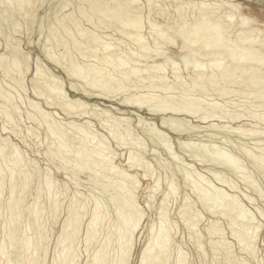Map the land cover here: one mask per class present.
<instances>
[{
    "label": "rangeland",
    "instance_id": "rangeland-1",
    "mask_svg": "<svg viewBox=\"0 0 264 264\" xmlns=\"http://www.w3.org/2000/svg\"><path fill=\"white\" fill-rule=\"evenodd\" d=\"M65 1L66 0H61L60 2H59V0H11V1H8V0H0V53H2L3 54V56L5 55V57H3L4 59H5V61H4V63H8V68H7V70L6 69H4L5 67L1 64V62H0V65H2V66H0V94H2L3 96H7V95H10V94H12V95H10V96H12L13 97V102H11L12 104H8V105H6L5 106V104H2L3 103V98H0V109L2 110L3 108H4V106H5V108L3 109V110H6V111H3V112H5L4 114H7V115H9V116H7L8 118H6V117H4V114L2 113V111L0 110V125H2V126H0V139L1 138H3V139H1L2 141H3V143H2V141L0 140V149H1V152H2V154H0L1 156H0V165L1 166H3V169L4 168H6V166L8 165V167H7V169H5V171H4V173H2L3 175H1V177H4V179H6V180H4V179H2V178H0L1 180V182L3 181V183H0V189L2 190H0V215H1V217H0V238H2V236L4 237V238H2V240L0 239V243H1V245L3 246L4 245V247H3V250L4 251H6V252H4L3 251V254H0V264H16V262H17V264L19 263V264H30V261H31V264H57V263H55V261H56V259L58 258L57 256H60L61 255V253L62 252H60V250H62V246L64 245L65 247H68V249L69 248H71L70 250H72V251H70L69 252V250H67V252H66V254H73V255H75L74 257H75V261H76V263H75V261H72L73 259H74V257L72 258V264H97V262H96V259H98V256H99V254L97 255L96 254V251L95 250H97V252L101 249L100 247L103 245H105V243L106 242H108L107 240H109L110 242H108L106 245H105V247H107L109 244V246H108V248H105V250H106V254L108 255V257H109V255H110V258H108L107 257V255L106 254H104V253H102L103 255H105L109 260L112 258V257H118L119 258V254L117 253L118 251H119V249L120 248H122V246H124L125 247V249H126V247H127V249L125 250L124 249V247H123V251L125 252H127L128 253V255H127V257H126V259H128V260H126L125 259V262L123 263V264H126L128 261L129 262H131V264H144L145 262L144 261H146V264L148 263V264H155L156 262H157V254L159 255L160 253L159 252H157V254L154 252L153 253V250L154 251H156L157 250V247L156 248H154V243L157 241V242H162L163 241V239H165V244L167 245V247H166V249H165V252L163 253V255H159V256H162L161 257V261L159 260V258H158V262L160 261V262H162L161 264H167V263H169V264H177V257L180 255V253H181V255H182V257L184 258V261L186 262H184V264H217V263H219V264H264V195H262V194H264V178H261V177H264V170H263V165L261 166V164H262V162L260 163V161H262V159H264V121L262 120V118H264V89L262 88L261 89V87H264V85L263 86H260V87H258V89H252V88H247V89H245V87L243 86V84L241 85H239V84H232V85H228L227 87H225V88H223V90L219 93L218 91H213V90H210V89H206V92L205 91H203V90H201V89H204L205 90V88H203V87H199V89H198V87H190L189 85H187L188 83H189V79H187V77L189 76L188 75V73L190 72L189 70H187V69H183V68H185V64H186V62H189L190 61V63H187V65L189 66V67H191V65H193V64H195V63H199L201 60L204 62L205 60H206V58L207 59H210L211 58V56L209 57V56H206L205 57V60H204V57H202L201 59L199 58V56H196L195 57V59L194 58H192V57H185L184 59H182L181 60V58H177V59H173L174 60V62L178 65H176L175 66V68L176 67H178L179 69H181V76L183 75L184 76V78H183V76H182V78H183V81H185L186 83H184L183 82V84L182 83H178V82H175V83H177L178 85H176L175 83L173 84L172 82H169L168 83V85L169 86H171L172 84V86H171V88L169 89V91H170V96L171 95H173V100H175V97H177V99L178 98H180L181 99V94L182 95H190V98H192L191 99V101L193 102H191L190 103V100H185L184 101V104H187V105H182L183 106V108H185L186 106H188L189 104V107H187L188 108V110H190V112H192V110L190 109V108H192L193 109V111H195L194 109L195 108H197L196 109V113H195V115H200V114H198V113H207L206 115H208L209 117H208V120H206V122L207 123H200L199 122V120L200 119H198V116H195V115H193L194 114V112L192 113V114H188L186 117H185V122L184 121H181L182 123H180L181 124V126L178 124V126L179 127H181L182 128V126H184V128H187L188 127V125L191 123V124H199L200 125V127L199 128H197V129H193V131L194 132H192L191 130V133H190V131L188 130V132L190 133V136H188V132H186V136H185V134L184 135H177V133H173V132H170L168 129H166V128H163V129H161V131L162 132H164L165 131V133L170 137V140L171 141H169V137H168V140L167 139H165L166 137L163 135V134H157V133H155V132H152V130H150L149 128V126H153L152 124H153V122H154V124H155V127H159L160 126V117H161V115H159V114H152V113H150V112H148L146 109H138V108H129V107H127V108H125V107H123V106H121V105H119L120 104V100L119 99H123V98H125V97H127L128 95H130L129 93H135V92H137V90H140L141 91V93L144 91V88H145V93L144 94H148L149 96H153V95H156L157 93H159V92H157L158 91V89H160V87L161 86H159V87H155L154 89L155 90H149L148 88H146V87H143V86H141V84H140V86H138L137 84H133L134 86H130V87H132L133 89L131 90L130 89V87L129 86H127V87H129V89L128 88H126V90L124 89L123 91H119L116 95L114 94H112V93H110L111 95H110V97L108 96H106V97H103V96H99V97H89L88 96V98H87V96H86V94L85 93H83L82 91H81V88L82 89H88V90H85V91H88V92H95V94L98 92V89L99 90H101V88L99 87V88H97L98 86H96V87H92V89L90 88V86H89V81H90V83L92 82V83H94L95 81H94V79H92L93 78V76H94V74L92 73V78H91V76H90V74H88V75H85V77H83V79H82V77H79V76H76V75H73V74H71V73H69V71L70 70H74V67H75V69H78V65H79V69H83L84 68V71H86L85 70V67H87V66H89L90 64H97L98 63V57H100L101 55H100V53H102L101 52V50H98L97 51V53H95V54H90V56L89 55H83L82 54V52L80 51V50H78L77 49V51H76V48L74 47V46H72V42L74 41V39L75 40H80L81 38H80V35H79V30H76L77 28H75L74 26H72L71 25V23H67L65 26H62L61 27V25H60V21L64 18V16L66 15V14H68V12L69 13H72V19L75 21H77L78 22V24H79V29H81V27H82V29L81 30H84V31H86L87 29V31L88 32H90V30H91V32L92 33H95L98 37H100L101 38V40H102V42L103 41H107L106 43H110L111 44V46L113 47V46H118V47H120L121 49H125V50H128V49H131V48H133V47H135V41L132 43L131 41H132V39H130L128 36H126L125 37V34L123 35V33H121V32H119V30H118V26H117V23H112V25L111 26H109V27H105L104 28V26H99V27H96V28H98V29H96L95 28V26L93 25H91L93 22H96V19H97V17H95V16H93L92 17V22L90 23L89 21H85L86 19L85 18H83V16L81 15V12H80V10H81V8H84V7H86V11H88L89 12V10H88V8H87V5H86V3H85V0H67L66 1V3H65ZM102 1V0H101ZM104 1H106V2H108L107 0H104ZM125 0H118V2H120V3H122V2H124ZM180 1H183V0H180ZM195 1H198V2H200V0H195ZM213 2V3H216V4H218V5H222L220 8H219V11L220 12H224L223 14H226L227 12H229V11H232V13L234 14V21L235 22H238V23H240V16H239V13H241V14H243V15H250V16H252V17H255L256 19H258V23H254L253 24V27H257V28H259V30H260V32H259V35L260 36H264V0H206V2ZM59 2V3H58ZM63 3V5H65L66 7H64L63 5H62V3ZM68 2V3H67ZM112 2L113 1H109V4L110 5H112ZM158 5H157V4ZM229 3H233V4H235L236 5V8H231V7H229L228 6V4ZM58 4V5H57ZM61 7H60V6ZM69 5V6H68ZM137 5H139L140 6V15L142 16V21L143 22H141V24H142V29H141V33H142V35H143V38H145L146 39V43L148 42V43H153V38L151 37V35H150V33L148 32V30L151 28L150 27V22H152V23H154V24H156V26H157V28L160 26V28H159V30H160V32H166V34H167V36H168V38H170V40L172 41L171 43L172 44H170V45H167V46H164L163 48H161L160 50H162L161 52L163 53V52H165V54H163V56L161 57H159V59L160 60H162L163 59V57H164V55L166 56L167 54H166V52L168 51V50H166V47H168V48H170V49H173L174 51H176V52H179V46L181 45V43L182 42H184V43H186V45H188V41L186 40H184V35L186 36V33H184V31H180V29L179 28H176V25H177V23H179L180 22V18L178 17V15H177V13H176V10H175V1H173V0H153L152 1V5L151 6H149L148 5V3L145 1V0H138L137 1ZM58 6V7H57ZM67 8L66 10L63 8ZM149 6V7H148ZM165 6H166V8H167V10H166V8H165ZM157 7V8H156ZM59 8L61 9V8H63V10L61 11V10H59ZM194 8V7H193ZM193 8H191V7H189V8H187L185 11H183L184 13H182L184 16H183V18H185L188 22H190V21H192V19L194 18V16L192 17L191 15H194L195 13H196V8L195 9H193ZM85 9V8H84ZM56 11V12H55ZM71 11V12H70ZM59 12V13H58ZM150 12V13H149ZM58 14V16H57V14ZM162 13V14H161ZM56 14V15H55ZM64 14V15H63ZM146 14V15H145ZM2 15V16H1ZM149 15V16H148ZM55 16H57V18L55 17ZM53 17H55V19H53ZM61 17H62V19H61ZM95 17V18H94ZM57 19V20H56ZM54 20H56V21H54ZM58 22V23H57ZM56 24L58 25V26H60V27H56ZM165 24V25H164ZM53 25V26H52ZM69 25V26H68ZM159 25V26H158ZM49 26V27H48ZM52 26V27H51ZM68 26V27H67ZM54 27V28H53ZM56 27V28H55ZM64 27H66L67 28V30H65L66 28H64ZM70 27H71V29H70ZM74 27V28H73ZM94 27V28H93ZM236 27H238V25H236ZM47 28H50V30H52L51 31V33H52V35H51V33L49 32L50 30L49 29H47ZM64 28V29H63ZM68 28H69V31H68ZM179 29V30H178ZM64 32H62V31ZM170 30V31H169ZM48 31V32H47ZM78 33H76V32ZM86 31V32H87ZM143 31V32H142ZM59 32V33H58ZM101 32V33H100ZM119 32V33H118ZM179 34V36L181 35V38H182V40H184V41H180L181 39H180V37H178L177 35V33ZM47 33L49 34L50 33V35H47ZM62 33V34H61ZM70 33H71V35H70ZM236 33H238V31H231V33H230V35L232 36H229V38H230V41H229V43H233V40H234V36H236L235 34ZM57 34H60L59 35V37H58V35ZM122 34V35H121ZM47 35V36H46ZM66 37H65V36ZM95 35V36H96ZM103 35H105V36H103ZM175 35V36H174ZM48 36H50L49 38H48ZM53 36V37H52ZM123 36V37H122ZM45 37H47V38H45ZM61 37V38H60ZM71 39H69V38ZM74 37V38H73ZM108 37V38H107ZM128 37V38H127ZM261 37V38H262ZM55 38V39H54ZM57 38V39H56ZM62 38H63V40H64V42H63V40H62ZM48 39H51V40H48ZM53 39H54V41H53ZM47 40V41H46ZM61 42H59V41ZM73 40V41H72ZM122 40V41H121ZM129 40V41H128ZM131 40V41H130ZM118 41V42H117ZM55 42V43H54ZM57 42V43H56ZM104 42V43H105ZM114 44H113V43ZM145 42V41H144ZM175 42V43H174ZM188 42V43H187ZM11 43V44H10ZM18 43V44H17ZM48 43H50V44H48ZM60 43V44H59ZM64 43V44H63ZM67 43V44H66ZM75 43V42H74ZM108 43V44H109ZM44 44V45H43ZM66 44V45H65ZM69 44V45H68ZM71 44V45H70ZM174 44H176V45H174ZM13 45V46H12ZM18 45V46H17ZM43 45V46H42ZM50 45V46H49ZM63 45V46H62ZM128 45V46H127ZM46 48H48V49H46ZM66 46H69L68 48L70 49H68L67 47L65 48ZM124 46V47H123ZM7 47V48H6ZM12 47H18L17 49H19L18 51H20L19 53L21 54L20 56H22V57H24V56H26L25 57V63L23 62V61H21L22 62V64H21V66L19 67V70L21 71V74L19 73V75H14V74H17V72L13 69L12 70V66L11 65H9L10 63H11V60H9L11 57H9V56H11L10 54L12 53L11 51H12ZM43 47V48H42ZM53 47V48H52ZM63 47V48H62ZM72 47H74V48H72ZM130 47V48H129ZM56 48V49H55ZM8 50L11 52H8ZM45 50H46V52H45ZM49 50H50V52H49ZM65 50H66V52H65ZM68 50H69V54L70 55H68ZM100 51V52H99ZM73 52V53H72ZM99 52V53H98ZM44 53V54H43ZM51 53V54H50ZM58 53V54H57ZM77 53H79V54H77ZM9 56H8V55ZM53 54V56H57L58 57V59L56 58V59H54V61H52L53 60V57L51 56L50 58L51 59H48L47 57H49L50 55H52ZM55 54V55H54ZM66 54V55H65ZM72 54H73V56H72ZM46 55V56H45ZM59 55V56H58ZM62 55V56H61ZM64 55V56H63ZM79 55V56H78ZM93 55H94V57L96 58H94L93 57ZM7 56H8V58H7ZM67 56V57H66ZM69 56V57H68ZM72 57V59H74V60H71L70 58ZM84 56H86V57H84ZM89 56V57H88ZM75 57V58H74ZM86 58V60L84 59V58ZM92 57V58H91ZM198 57V58H197ZM200 57H201V55H200ZM55 58V57H54ZM140 58V60H138ZM139 58H135L138 62V66H140V68H144L145 66H147V65H151V60L150 59H146V60H149V61H146L145 60V58H141V57H139ZM187 58H189V59H187ZM24 59V58H23ZM97 60V62L95 61V60ZM144 59V60H143ZM190 59H194V60H199L198 62L196 61V62H194V60H190ZM8 60V61H7ZM37 60H39L40 61V64H38L39 63V61H37ZM49 60V61H48ZM50 60H51V62H50ZM55 60H56V62H55ZM66 60V61H65ZM79 60V61H78ZM94 60V61H93ZM184 60V61H183ZM37 61V62H36ZM69 61V63H67ZM71 61H74V63H72ZM181 61H182V63H181ZM201 61V62H202ZM28 62V63H27ZM54 62V63H53ZM58 62H59V66H58ZM62 62V63H61ZM72 63V65H73V67H72V65H71V63ZM84 62V63H83ZM140 62V63H139ZM194 62V63H193ZM57 63V64H56ZM86 63H88L87 65H86ZM143 63V64H142ZM165 63V62H164ZM166 63H167V61H166ZM169 63V62H168ZM166 64V71H167V74L168 75H170V71H169V68H170V63L169 64ZM24 64V65H23ZM27 64V65H26ZM66 65L67 67L69 66L70 68H69V70H68V68L66 67V66H63V65ZM77 64V65H76ZM7 65V64H6ZM36 65V66H35ZM60 65H62V66H60ZM129 66H131V64H128ZM183 65V66H182ZM22 66H23V68H22ZM39 66V67H38ZM83 66V67H82ZM91 66V65H90ZM172 66V65H171ZM4 67V68H3ZM42 67V68H41ZM62 67V68H61ZM64 67H66V68H64ZM72 67V68H71ZM81 67V68H80ZM101 67V66H100ZM127 68V65L126 66H124V68ZM26 68V69H25ZM64 68V69H63ZM102 68V67H101ZM100 68V69H101ZM109 68V67H108ZM125 68V69H126ZM8 69H10L11 71H13V72H11V73H9V72H5V71H8ZM35 69V70H34ZM40 69V70H39ZM4 70V71H3ZM27 70V71H26ZM36 70H39L38 72L40 73L41 71V73L43 74L42 76V78H41V75H40V80H38V79H36V77H35V72H36ZM106 70V69H105ZM263 70H264V64H263ZM26 71V72H25ZM45 71V72H44ZM65 71V72H64ZM67 71V72H66ZM103 71V73L105 74V75H108L107 73H108V71H107V73H105L104 72V70H101V72ZM4 72V74L2 75V73ZM16 72V73H15ZM25 72V73H24ZM49 72V73H48ZM50 72H52V73H50ZM186 72H187V74H186ZM23 73V74H22ZM40 73V74H41ZM48 76V78H45V77H47L45 74ZM48 73V74H47ZM9 74V75H8ZM67 74V75H66ZM68 74H69V76H68ZM86 74V73H85ZM11 75V77H9ZM24 78H21V76ZM56 75V76H55ZM71 75H72V77H71ZM104 75V76H105ZM188 75V76H187ZM3 76H7L6 78L5 77H3ZM18 76V77H17ZM20 76V77H19ZM33 76V77H32ZM14 77H16V78H14ZM51 77H53L54 79H58V80H55L54 82H52L51 83V79L53 80V78H51ZM89 77V78H88ZM13 78H14V80H13ZM71 78V79H70ZM87 78V79H86ZM95 79H96V77H94ZM21 79V80H20ZM94 81H92V80ZM115 79H117L116 77H115ZM9 80V81H8ZM15 80H19V82L18 81H15ZM45 80H47V81H45ZM50 80V81H49ZM60 80V81H59ZM84 80V81H83ZM171 80V79H170ZM31 81V82H30ZM58 82V84L56 85L55 84V82ZM20 83V84H17V83ZM32 82H36V83H32ZM2 83H4V84H2ZM69 83L71 84V85H79L77 88L79 89V92H75L74 91V89H71V87H70V85H69ZM86 83H88V84H86ZM91 83V84H92ZM2 84V85H1ZM33 84H35V85H33ZM42 84H44V85H42ZM48 85V87L50 88H45V86H47ZM60 84V85H59ZM61 84H63V85H61ZM7 85V87H5ZM17 85H19V86H17ZM24 85V86H23ZM56 85V86H55ZM136 85H137V87H136ZM180 85V86H179ZM238 85V86H237ZM2 86V87H1ZM15 86V87H14ZM37 86V87H36ZM53 86V88L51 89V87ZM57 86H59V89L61 88V89H63V90H61L62 92H60V90L59 89H57L56 87ZM62 86V87H61ZM180 87V90H179V87ZM233 86V87H232ZM239 86H241V87H239ZM22 87V88H21ZM34 87L36 88V89H34ZM70 87V88H69ZM141 87L143 88V89H141ZM162 87H164V86H162ZM161 87V88H162ZM13 88V89H12ZM16 88V89H15ZM24 88V89H23ZM56 88V89H55ZM156 88H157V90H156ZM165 88V87H164ZM228 88H232L233 90V92L231 91V89L229 90ZM19 89V90H18ZM23 89V90H22ZM34 89V90H33ZM135 89H137V90H135ZM151 91V93L153 92V94H151L149 91ZM171 89H173L174 90V92H173V90H171ZM176 89H178V90H176ZM182 89H184V90H182ZM239 89V91H237V90ZM13 90V91H12ZM15 90H17V91H15ZM22 90V91H21ZM39 92H38V91ZM54 90H55V92H54ZM59 90V93L57 92ZM176 90V91H175ZM228 90V91H227ZM255 90V91H254ZM3 91V92H2ZM6 91H8L7 92V94H5L6 93ZM33 91V92H32ZM45 91V92H44ZM48 91V92H47ZM51 91H52V94H50L51 93ZM203 91V92H202ZM210 91V93H211V91H213V92H217V93H208ZM225 91H226V93H225ZM236 91V92H235ZM242 91V92H241ZM253 91V92H252ZM50 92V93H49ZM63 92H65V93H63ZM103 93H104V91H102ZM122 92L124 93V94H122ZM127 92H129V93H127ZM177 92V93H176ZM178 92H180V95H179V93ZM183 92H185V94H183ZM186 92H188V93H186ZM205 92V93H204ZM227 92H228V94H227ZM239 92V93H238ZM240 92H241V94H240ZM247 92V93H246ZM255 92V93H254ZM259 92H261V93H259ZM4 93V94H3ZM9 93V94H8ZM16 93H20V95H18V94H16ZM26 93V94H25ZM33 93V94H32ZM37 93V94H36ZM39 93L41 94L40 96H43V97H40L39 96ZM55 93V94H54ZM63 93V94H62ZM67 93V94H66ZM83 93V94H82ZM139 91L137 92V94H141ZM142 93V94H143ZM154 93H156V94H154ZM219 93V94H218ZM223 93V94H222ZM243 93V94H242ZM252 93V94H251ZM262 93H263V96H262ZM35 94H36V96H35ZM43 94V95H42ZM48 94H50V95H48ZM54 94V95H53ZM85 94V95H84ZM122 94V95H121ZM132 94V95H133ZM216 94V95H215ZM218 94V95H217ZM224 94H227V95H225L226 97L224 98L223 96H224ZM236 94V95H235ZM238 94V95H237ZM240 94V95H239ZM257 94V95H256ZM258 94H261L260 96H258ZM17 95V96H16ZM49 96V97H47V96ZM56 95V96H55ZM66 95V96H65ZM113 95V96H112ZM211 95V96H210ZM215 95V96H214ZM220 95V96H219ZM243 95V96H242ZM51 96L53 97V99L51 98ZM64 97V99H63V97ZM77 97V96H79V97H81V98H83V99H86V101H88V102H90V103H96L97 105H98V108L96 107L94 110H96V111H93L94 112V114H95V116H93V117H91L89 120L91 121V123L89 122V124H91V130L97 135V137H98V139H100V140H102L103 142H105V144L106 145H109L110 146V150H112L113 152H116V158H114V160L112 161L113 162V164H115V165H117L118 167H121L122 169H124V168H128L127 167V155H129L128 153L130 152V153H132V154H135L134 155V159L137 161V163H140V164H144L143 166L144 167H146L147 165V168H148V170H149V176H146V177H144L143 176V171L144 170H142V167L141 166H139L141 169H139L138 168V165H134L135 167H133V169L131 168V171H133V170H137L136 172L138 173L137 175H136V180L138 181V184H136V187H137V190H136V188L135 189H132V185H131V183L129 184V182L128 181H122V179L119 181V179L120 178H116V179H114L115 177H117L116 175L114 176V177H112L113 175H109L108 176V178H107V176H103V175H100V171H97L98 173H95L96 171L95 170H89V169H79L78 170V168L79 167H81V166H78L79 164L81 165V163H82V159H80L79 158V161H77L78 159L76 158V160H74L75 159V157H74V150H75V148H77V146H78V143H76V142H78L77 140H78V138H77V135H76V133H72L71 131H69L68 132V130L66 131L65 129L66 128H64V127H62L63 129H61L62 130V132H64L65 133V135H59V136H63L62 138L61 137H59V136H57V135H55V134H50V133H48V126H47V124H45V122L41 119V118H39L40 117V114L37 112V111H34L29 105V103L31 102V100H32V102L34 101V103L36 104V106L38 107V108H40V109H42V110H44V111H51L52 112V114L53 113H56V114H53V116H54V118H56L55 120L56 121H58V122H60L61 123V121H62V123H61V125L63 124V122H67V121H69V120H71V118L70 117H68L67 115H65V113H63V110H62V100H65L66 99V97ZM117 96V98H115ZM157 96V95H156ZM179 96V97H178ZM219 98H221V99H218V97ZM229 96V97H228ZM1 97V96H0ZM23 97V98H22ZM28 97V98H27ZM39 97V98H38ZM60 97V98H59ZM102 97V98H101ZM121 97H123V98H121ZM155 97V96H154ZM194 97V98H193ZM195 97H198L199 99H203L204 101H202V105H197L198 107H193V105H194V99H195ZM210 97V98H209ZM214 97H216V98H213ZM260 97V99H261V101H259L260 99H258V98ZM20 98V99H19ZM50 98H51V100H50ZM58 98V99H57ZM106 98V99H105ZM158 101L160 100L159 99V97L157 96V97H155ZM224 98V99H223ZM230 100H229V99ZM249 98V99H248ZM18 99V100H17ZM26 99V100H25ZM28 99V100H27ZM57 100V103L55 102L56 100ZM93 99V100H92ZM213 99V100H212ZM227 99V100H226ZM232 99V100H231ZM254 99V100H253ZM256 99V100H255ZM20 100V101H19ZM22 100V101H21ZM46 100L48 101V102H53L52 104L53 105H51V106H49V105H47L46 104ZM53 100V101H52ZM157 100H155V101H157ZM163 99H161L160 101H162ZM246 100V101H245ZM258 100V101H257ZM30 101V102H29ZM214 101H216V102H214ZM224 101H226V102H224ZM246 103H244V102ZM250 101V102H249ZM256 101V102H255ZM15 102V103H14ZM44 102V103H43ZM64 102V101H63ZM102 104H101V103ZM205 102V103H204ZM229 102V103H228ZM240 102V103H239ZM243 102V103H242ZM21 103V104H20ZM59 103H60V105H59ZM172 104H173V102H171ZM171 103H169V104H171ZM204 103V104H203ZM210 103H216L217 104V106H218V108H216V110L214 111V110H209V105H210ZM222 104V105H220V104ZM232 103V104H231ZM239 103V104H238ZM262 103V104H261ZM17 104H18V106H17ZM38 104V105H37ZM175 104V103H174ZM173 104V105H174ZM225 104V105H224ZM230 106H229V105ZM234 104H235V106H234ZM241 104V105H240ZM252 104V105H251ZM258 104V105H257ZM261 104V105H260ZM4 105V106H3ZM22 105H24V106H22ZM40 105V106H39ZM47 105V106H46ZM55 105H58V107L57 106H55ZM237 105V106H236ZM248 105H250V106H248ZM256 105V106H258V107H254V106ZM13 108H15L16 106L18 107H16L15 109L17 110H15V113H13V109L11 108V107ZM196 106V105H195ZM202 106V107H201ZM233 106V107H232ZM243 106V107H242ZM61 107V108H60ZM120 108V109H124V111H122L123 112V114H119V113H117V110L116 109H114V108ZM9 108V109H8ZM31 108V109H30ZM100 108L101 109H105V110H108L109 112H106V114L103 112V111H101V113H100ZM113 108V109H112ZM187 108H185V109H187ZM204 108V109H203ZM238 110H237V109ZM8 109V110H7ZM61 109V110H60ZM202 109V110H201ZM206 109V110H205ZM224 109H228V111H226V110H224ZM253 109V110H252ZM12 111V113L13 114H11V111ZM198 110V111H197ZM220 110H222V112L220 111ZM263 110V111H262ZM7 111H10V113L9 112H7ZM98 111V112H97ZM132 111H134L135 113H131ZM211 111H213V112H211ZM217 111V112H216ZM218 111H219V114L221 115L224 111H225V113H223L221 116H223L224 114H226V115H224L223 117L225 118V116H229V115H233V113L234 114H242L245 118H243V117H240L239 119L240 120H238V121H232L231 119H230V116L229 117H226L225 119H223V117H219V114H218ZM90 113H91V111H89ZM98 113V114H96V113ZM115 112V113H114ZM121 112V113H122ZM216 112V113H215ZM233 112V113H232ZM249 112V113H248ZM260 114V116H259V114ZM20 113V114H19ZM22 113V114H21ZM27 113H29V114H27ZM39 114V116H37L38 114ZM100 113V114H99ZM108 113V114H107ZM126 113V114H125ZM203 113V114H204ZM210 113H213V114H210ZM230 113V114H229ZM232 113V114H231ZM3 114V115H2ZM112 116H110V115ZM116 114V115H115ZM119 114V115H118ZM136 114V115H135ZM210 114V115H209ZM229 114V115H228ZM249 116H248V115ZM18 115V116H17ZM27 115V116H26ZM57 115H58V117H57ZM101 115V116H100ZM106 115H108V116H106ZM121 115V118H126V119H124L123 121H122V123H118V122H115V120H113V118L115 117V116H120ZM138 115H141L142 117H144L143 119V123L142 124H140L139 122H137L138 120ZM193 115V116H192ZM216 115H217V117H216ZM241 115V116H242ZM250 115H251V117H250ZM255 116V118H254V116ZM257 115V116H256ZM72 116V115H71ZM103 117V116H105L106 117V119L108 120H106V119H103V118H105V117H103L101 120L99 119V117ZM248 116V117H247ZM263 116V117H262ZM22 117V118H21ZM33 117V118H32ZM87 117H88V115L86 114V116L84 115V116H80L79 118H80V120H77L76 121V119L74 120L75 122H81V121H84L85 119H87ZM178 117V116H177ZM182 117H184L183 115L182 116H180L179 118H182ZM196 117V118H195ZM213 117V118H212ZM215 117L218 119V118H220L219 119V121L217 120V119H215ZM260 117V118H259ZM18 118V119H17ZM30 118H32L33 119V121H32V119H30ZM36 120H35V119ZM186 118L187 119H189V121L188 120H186ZM261 119V121L259 120V119ZM7 119H8V121H7ZM21 119V120H20ZM23 119V120H22ZM37 119H38V121H37ZM99 119V120H98ZM110 119V120H109ZM115 119V118H114ZM128 119V120H127ZM133 119V120H132ZM250 119V120H249ZM253 119V120H252ZM257 119V120H256ZM11 122H10V121ZM18 120V121H17ZM88 120V121H89ZM128 121L127 122V125H126V122H125V124H124V121ZM194 120V121H193ZM14 121V122H13ZM19 121H20V123H19ZM101 122V123H98V122ZM107 121V122H106ZM110 121V123H111V121H112V124H114V122H115V124H114V126L113 125H111L110 123L108 124V125H106L105 124V122L106 123H108ZM23 123V125H21L22 123ZM104 122V123H103ZM198 122V123H197ZM242 122V123H241ZM244 122V123H243ZM262 122V123H261ZM14 123V124H13ZM129 123V124H128ZM137 123H139L138 125H137ZM150 123V124H149ZM187 123V124H186ZM212 123H214V124H217V126L216 125H214V124H212ZM8 124V125H7ZM9 124H11V125H9ZM101 124V125H100ZM103 124H105V127L106 126H108V127H106V128H104L102 125ZM122 124V125H121ZM145 124V125H144ZM209 124H211L212 126H216L215 128L214 127H212L211 125L209 126ZM257 124H259V125H257ZM25 125V126H24ZM100 125V126H99ZM113 126V127H111V126ZM118 125V126H117ZM119 125H120V127H119ZM135 125V126H134ZM149 125V126H148ZM176 125H177V123H176ZM186 125V126H185ZM222 125V126H221ZM30 126V127H29ZM45 126H46V128H45ZM90 126V125H89ZM93 126V127H92ZM101 126L103 127V128H101ZM206 126H208V127H206ZM236 126H238V127H241V129H243L242 131V133H239V134H242V135H239L238 133H236L237 131L236 130H238V129H236L235 127ZM256 126V127H255ZM3 127V128H2ZM13 127V128H12ZM18 127V128H17ZM40 127H41V129H40ZM43 127V128H42ZM115 127L117 128L116 130H115ZM131 127V128H130ZM149 127V128H148ZM202 127H203V129H202ZM206 128V130H205V128ZM210 127V128H209ZM213 129H212V128ZM252 127V128H251ZM5 128V129H4ZM109 128H111V129H109ZM135 128V129H134ZM144 128H148L147 129V131H145V132H143L144 130H146V129H144ZM226 128V129H225ZM233 128H235V130L233 129ZM248 128V129H247ZM253 128H256V129H253ZM3 129V130H2ZM21 131H20V130ZM103 129V130H102ZM105 129V130H104ZM107 129V130H106ZM114 129V130H113ZM125 129H129L128 130V132H127V130H126V132H125ZM133 129V130H132ZM199 129L200 130H202V131H199ZM232 129V130H231ZM2 130V131H1ZM13 130V131H12ZM28 130V131H27ZM30 130V131H29ZM96 132H95V131ZM109 130H112V131H116L118 134H116V132H114V135L116 136V138H110L111 136H110V133H109V136H108V138L106 137L107 135H108V133H106V131L107 132H109ZM141 130H142V132H141ZM151 131L150 132V134L149 133H147V132H149V131ZM196 130V131H195ZM216 130V131H215ZM233 130H234V132H233ZM246 130V131H245ZM250 130L252 131L253 130V133H254V136H252V135H245V134H247V131H248V133H250V134H253L252 132H250ZM255 130H257V131H255ZM263 130V131H262ZM7 131V132H6ZM19 131L21 132V133H19ZM131 131V132H130ZM229 131H231V133L229 132ZM256 132V134L257 135H255V132ZM26 132H28V133H26ZM31 132V133H30ZM48 134V136H49V134H50V136L48 137L47 135H46V133ZM71 132V133H70ZM103 132V133H102ZM122 132V133H121ZM125 132V133H124ZM129 132H130V134H129ZM134 132V133H133ZM226 132V133H225ZM229 132V133H228ZM245 132V133H244ZM260 132H262L261 134H260ZM30 133V134H29ZM128 133V134H127ZM144 133H145V135H144ZM152 133V134H151ZM208 133V134H207ZM218 133V135H216ZM222 133V134H221ZM234 133V134H233ZM244 133V134H243ZM34 134V135H33ZM71 134V135H70ZM73 134V135H72ZM98 134H100V136L98 135ZM127 134V135H126ZM132 134V135H131ZM136 134V135H135ZM138 134V135H137ZM143 134V135H142ZM149 134V135H148ZM199 134V135H198ZM207 136H206V135ZM237 134V135H236ZM263 134V135H262ZM31 135V136H30ZM44 135V136H43ZM76 135V136H75ZM118 135V136H117ZM119 135H120V137H119ZM121 135H123V136H125V138L123 137V136H121ZM129 135V136H128ZM193 137H192V136ZM227 135V136H226ZM236 135V136H235ZM244 135V136H243ZM35 136V137H34ZM45 136H47V138L45 137ZM54 136V137H53ZM55 136L56 137H59L57 140L55 139ZM74 136V137H73ZM127 136V137H126ZM133 137V138H131V137ZM151 136V137H150ZM153 136V137H152ZM154 136L155 137H159L158 139H156V138H154ZM163 136V138L164 139H162V138H160V137H162ZM198 136V137H197ZM201 136V137H200ZM217 136V137H216ZM219 136V137H218ZM226 136V137H225ZM239 136H241V137H239ZM246 136V137H245ZM247 136H249V137H247ZM260 136V137H259ZM29 137V138H28ZM39 137V138H38ZM51 137H53V138H51ZM67 137V138H66ZM73 137V138H72ZM101 137V138H100ZM138 137H140L139 139H138ZM173 137V138H172ZM178 137V138H177ZM183 137V138H182ZM184 137H186V138H184ZM188 137H189V139H188ZM203 137V138H202ZM206 137V138H205ZM208 137H211V138H208ZM243 137H245V138H243ZM252 137H254V138H252ZM49 138H51L50 140H49ZM64 138H65V141H64ZM77 138V139H76ZM106 140H105V139ZM119 138V139H118ZM128 138V139H127ZM141 138H142V140H141ZM151 138H152V140H151ZM155 139V141H154V139ZM191 138V139H190ZM195 138V139H194ZM230 138V139H229ZM255 138H257V139H255ZM31 139V140H30ZM44 139V140H43ZM60 139H62L64 142H65V145L63 144L64 142L62 141V140H60ZM68 139V140H67ZM115 139V140H114ZM119 141L120 139H121V142H116L117 140ZM124 139V140H123ZM130 139V140H129ZM138 141H137V140ZM162 139V140H161ZM184 140V141H189V143H188V145L190 146V147H188V145L186 144V147H185V145H184V147H179V144H178V146H177V143H178V141H176V140ZM204 139H207V140H204ZM213 139V140H212ZM216 139H218V141L220 142V140H221V142L219 143L218 141H216ZM223 139V140H222ZM225 139H227V140H225ZM230 141H229V140ZM233 139V140H232ZM239 140V141H236V140ZM255 139V140H254ZM5 140V141H4ZM10 141L11 140V142H13L14 144H15V151H14V149L11 147V146H8V145H6L7 143V141ZM74 140H75V144L73 143L74 142ZM127 142H126V141ZM139 140H141V141H139ZM144 140V142H142ZM151 140V141H150ZM159 142H158V141ZM165 140H167V141H169V142H167V141H165ZM57 143H56V142ZM61 142L60 144H63L64 146H66V147H68V148H65L63 145H60L58 142ZM69 141H71L70 142V144H69ZM106 141H107V143H106ZM132 141V142H131ZM146 141V142H145ZM148 141L150 142V143H148ZM152 141H153V143H152ZM157 141V142H156ZM163 143V142H165V144H166V142L168 143V145H170L169 147H171V149L169 148V147H166V145L163 143V145L162 144H160L161 142ZM203 141V142H202ZM212 141V142H211ZM223 141H224V143H223ZM232 141H233V143H232ZM242 141H244V142H242ZM248 141H250V142H248ZM5 142V143H4ZM43 142V143H42ZM63 142V143H62ZM129 142V143H128ZM190 142H192V143H190ZM213 144H211V143ZM226 142V143H225ZM227 142H229V144L227 143ZM260 142V143H259ZM45 143V144H44ZM50 143H55V144H57L56 146H55V144L53 145V148L52 147H49V146H52V144L50 145ZM109 143V144H108ZM120 143H123V144H120ZM131 143V144H130ZM136 143V144H135ZM137 143H138V145L139 146H137ZM140 143V144H139ZM141 143L143 144V143H145L144 145H143V148H142V146L140 147V145H141ZM157 143V144H156ZM200 143H204L203 144V146L204 147H202V144L200 145ZM209 143V148L207 147V144ZM1 144H2V146H1ZM5 144V145H4ZM115 144V145H114ZM117 144V145H116ZM120 144V145H119ZM194 144H196V145H194ZM206 144V145H205ZM223 144V145H222ZM228 144V145H227ZM231 144H233V145H231ZM39 145V146H38ZM73 145H74V147H73ZM76 145V146H75ZM129 147H128V146ZM135 145V146H134ZM153 145V146H152ZM163 147H162V146ZM194 145V146H193ZM200 147H199V146ZM216 145V146H215ZM219 145V146H218ZM237 146V147H235V146ZM245 145V146H244ZM52 150H50L48 147ZM54 146H55V149L56 150H54ZM60 146V147H59ZM61 146H63L62 147V149H60L61 148ZM86 146H88V145H85V147ZM108 146V147H109ZM116 146H118V147H116ZM121 148H120V147ZM137 146V147H136ZM146 146V147H145ZM156 146V147H155ZM160 146H161V148H160ZM173 146V147H172ZM181 146V145H180ZM213 146V147H212ZM220 146H222L221 148H220ZM225 146V147H224ZM234 146V147H233ZM242 146V147H241ZM247 146H249V148L247 147ZM260 146V147H259ZM262 146V147H261ZM2 147V148H1ZM57 147V148H56ZM131 147V148H130ZM133 147V148H132ZM134 147H136V148H134ZM140 147V148H139ZM166 147V148H165ZM195 147V148H194ZM202 147V148H201ZM207 149H206V148ZM212 147V148H211ZM216 147H218L217 149H216ZM12 148V149H11ZM69 148H71V149H69ZM118 148V149H117ZM137 148H139L140 150H142V151H139ZM168 148V149H167ZM181 148V149H180ZM185 148V149H184ZM199 148H200V150H199ZM224 152L225 151V153H227V154H230V156H232L234 159H236V160H238V161H236V160H234L235 162H239V163H236L237 165H234V167L232 168V165H228L225 161H222L221 160V158H218V159H220V160H218L217 159V156H216V154H215V152H219L220 151V149ZM241 148V149H240ZM243 148V149H242ZM251 148V149H250ZM252 148H254V149H252ZM11 149V150H10ZM59 149L62 151V150H66L65 152L64 151H62L63 152V156H62V153H61V151H59ZM74 149V150H73ZM85 149H87V147L85 148ZM130 149V150H129ZM132 149V150H131ZM144 149H146V150H144ZM150 149V150H149ZM164 149H166V152H165V150ZM172 150V151H168V153H167V150ZM213 149H214V151H213ZM18 150V151H17ZM20 150V151H19ZM24 150V151H23ZM48 150V151H47ZM59 152H58V151ZM154 150V151H153ZM156 150V151H155ZM158 150V151H157ZM162 150H164V151H162ZM183 150V151H182ZM190 150V151H189ZM202 150V151H201ZM205 150V151H204ZM217 150H219V151H217ZM236 150V151H235ZM247 151V153L248 152H250L251 154L254 152V155L251 157V154L249 155V154H246V151ZM256 150V151H255ZM263 150V151H262ZM52 153H51V152ZM56 152L55 154H54V152ZM73 153H72V152ZM135 151V152H134ZM182 151V152H181ZM207 151H209V152H207ZM212 151V153H214L215 154V156L214 155H212L210 152ZM237 151H238V153L239 154H237ZM241 153H240V152ZM260 151V152H259ZM0 152V153H1ZM19 152V153H18ZM46 152V153H45ZM57 152L59 153V154H57ZM70 154H69V153ZM141 152V153H140ZM158 152V153H157ZM163 152V153H162ZM175 152V153H174ZM179 152V153H178ZM188 153L189 154V152L191 153H194L193 155H192V153L191 154H186V153ZM199 152V153H198ZM203 152V153H202ZM205 152V153H204ZM223 152H219V153H223ZM244 153V155H243V153ZM263 152V153H262ZM48 153H49V155L51 156V155H53L52 157H48ZM51 153V154H50ZM60 153H61V155H60ZM68 153V154H67ZM139 153V154H138ZM147 153V154H146ZM156 153V154H155ZM209 153H210V155H209ZM255 153H256V155H255ZM12 156H11V155ZM15 154V155H14ZM173 154V155H172ZM175 154H177V155H179V156H177V155H175ZM202 154V155H201ZM232 154V155H231ZM259 154V155H258ZM261 154V155H260ZM10 156L9 158H8V156ZM19 157H18V156ZM27 155V156H26ZM58 155V156H57ZM67 155H68V157H67ZM137 155V156H136ZM182 155V156H181ZM188 155V156H187ZM191 155H192V157H191ZM197 155H199V157H201V159L199 158V157H197ZM206 155V156H205ZM208 155V156H207ZM236 157H235V156ZM242 155V156H241ZM247 155H248V157H247ZM262 155H263V157H262ZM14 156V157H13ZM45 156V157H44ZM65 156V157H64ZM71 156V157H70ZM136 156V157H135ZM140 156V157H139ZM158 156V157H157ZM167 156V157H166ZM173 156H175V157H173ZM186 156V157H185ZM193 156L195 157L196 156V158H194L193 159ZM205 156V157H204ZM244 156V157H243ZM256 156H258V157H256ZM17 159H16V158ZM46 157H47V159H46ZM63 157V158H62ZM74 157V158H73ZM162 157H164V158H162ZM206 157H208V158H206ZM214 157H215V159H214ZM253 157H254V159H253ZM259 157H261L260 159H259ZM13 158H15V161H17L16 163H15V161H14V159ZM22 158H24V159H22ZM58 158H60V159H58ZM71 158H73L72 160L73 161H75V162H73L72 160H71ZM145 158V159H144ZM153 158H154V160H153ZM171 158V159H170ZM182 160H181V159ZM189 158V159H188ZM198 158V161H196V159ZM206 159L205 160V162L203 161L204 159ZM213 158V159H212ZM242 158V159H241ZM246 158V159H245ZM249 158V159H248ZM6 159V160H5ZM51 159V160H50ZM68 159H70V160H68ZM126 159V160H125ZM144 159V160H143ZM166 159V160H165ZM179 159V160H178ZM199 159H200V161H199ZM210 159H212V160H210ZM253 161H252V160ZM259 159V160H258ZM34 160V161H33ZM60 160V161H59ZM146 160V161H145ZM195 160V161H194ZM240 160H244L243 162L242 161H240ZM255 160V161H254ZM3 161V162H2ZM5 161H7V162H5ZM13 161H14V163H13ZM26 161V162H25ZM36 161V162H35ZM59 161V162H58ZM64 161V162H63ZM135 161V162H136ZM141 161V162H140ZM156 162L157 161V163H153V162ZM162 161V162H161ZM172 161V162H171ZM174 161V162H173ZM209 161H211V163L209 162ZM215 161L216 162H218V163H215ZM220 161H222V162H220ZM247 161V162H246ZM12 162V163H11ZM20 162V163H19ZM28 162V163H27ZM33 162V163H32ZM66 162H68V163H66ZM72 162V163H71ZM131 162H132V160H131ZM158 162H159V164H158ZM171 162V163H170ZM181 162V163H180ZM183 162V163H182ZM186 162V163H185ZM204 164H203V163ZM207 162V163H206ZM223 162H225L226 164L224 165V163ZM253 162L254 163H258V165L257 164H253ZM4 163V164H3ZM74 163V164H73ZM133 163V162H132ZM136 163V164H137ZM146 163V164H145ZM185 163V164H184ZM191 163V165H189V164ZM201 163V164H200ZM212 163H215V164H212ZM219 163H220V165H222V166H219ZM245 163V164H244ZM260 163V164H259ZM11 164H13V166H11V168H13L11 171H10V167H9V165H11ZM19 166H18V165ZM51 164V165H50ZM69 164V165H68ZM76 164V165H75ZM83 164V163H82ZM158 164V165H157ZM177 164H179V165H177L178 166V168L176 167V165ZM189 166H188V165ZM206 164H208V165H206ZM250 164V165H249ZM17 165V166H16ZM26 167H25V166ZM34 165V166H33ZM64 165H66V166H64ZM73 165H75V166H77V167H75L74 168V166ZM150 165V166H149ZM152 165V166H151ZM165 165V166H164ZM166 165H167V167H166ZM169 165V166H168ZM184 165L187 167V168H189V169H185V168H183L184 167ZM203 165V166H202ZM213 165H215V166H213ZM241 165V166H240ZM29 166V167H28ZM56 166V167H55ZM62 166V167H61ZM63 166H64V168H63ZM70 166V167H69ZM182 166V167H181ZM206 166V167H205ZM223 166H226L227 168H225V167H223ZM236 166V167H235ZM239 167V169H241V168H245V169H248V170H245L244 169V172L245 171H247V172H243V171H240L241 172V174L240 173H235L236 171H239V169H238V167ZM251 166H253V167H251ZM260 167L261 169H262V172H261V170H260V168H258V167ZM16 167V168H15ZM23 167H24V169H23ZM38 167V168H37ZM59 167V168H58ZM151 167H152V169H151ZM154 167V168H153ZM158 167V168H157ZM163 167V168H162ZM166 167V168H165ZM172 167V168H171ZM175 167V168H174ZM181 167V168H180ZM209 167V168H208ZM217 167V168H216ZM256 167H257V171H256ZM8 168H10V169H8ZM27 168V169H26ZM29 168V169H28ZM47 168V169H46ZM136 168V169H135ZM160 168V169H159ZM170 168V169H169ZM196 168V169H195ZM201 168V169H200ZM203 168H205L206 169V171H205V169H203ZM211 168V169H210ZM224 168V169H223ZM48 169H49V171H48ZM68 169V170H67ZM73 169V170H72ZM75 169V170H74ZM171 169H172V171H171ZM176 169V170H175ZM185 169V171L187 172H182V170H184ZM193 169V170H192ZM204 171H203V170ZM230 169V170H229ZM238 169V170H237ZM243 169H241V170H243ZM19 170V171H18ZM60 172H59V171ZM64 170V171H63ZM77 170V171H76ZM83 170V171H82ZM155 172V174H154V172ZM191 171V172H189V171ZM196 170H197V172H196ZM213 172H212V171ZM216 170V171H215ZM228 172H227V171ZM233 170V171H232ZM236 170V171H235ZM14 171H16L15 173H14ZM24 172L25 171V173H22V172ZM28 171H29V176L28 175H26V173H28ZM30 171H32L33 173H31ZM39 171V172H38ZM80 171V172H79ZM88 171H91V172H88ZM94 171V172H93ZM160 171V172H159ZM179 171V172H178ZM211 171V172H210ZM221 172V179H222V177L223 176H225V177H228V178H226V180H225V177H223L224 179H222L223 180V182H224V180H225V182L224 183H226V185L229 183V184H231V185H229V189L227 188V187H225V185L224 184H221L222 183V180H221V182H220V173L219 172ZM231 171L233 172V173H235V174H237V175H239L240 174V176L238 177L237 175H232L233 173H231ZM13 172V173H12ZM21 172V173H20ZM67 172L69 173V174H67ZM83 172V173H82ZM183 174H182V173ZM224 174H223V173ZM9 173V174H8ZM46 173V174H45ZM49 173V174H48ZM93 173H95V174H93ZM175 174V175H173V174ZM180 173V174H179ZM186 173V174H185ZM193 173H195V174H193ZM197 173H199V175L197 174ZM212 173H213V175H212ZM218 174L217 176H214V174ZM244 173V174H243ZM246 173H249V175L247 174V175H245ZM252 173V174H251ZM259 173V174H258ZM7 175V176H5V175ZM12 174V175H11ZM14 174V175H13ZM22 174V175H21ZM34 176H33V175ZM65 174V175H64ZM88 174V175H87ZM99 176H98V175ZM158 174V175H157ZM160 174V175H159ZM188 175L189 174V177H192V178H190V180H187V182H189L190 184H193V182H190V181H193V180H195L196 179V181H197V183H194V184H198V186L200 185V187L201 188H203L202 187V183L200 182V181H204L205 182V184L207 185L208 184V187L206 186V185H204V183H203V186H205L204 188H205V192L207 191L206 189L207 188H209L210 189V191H209V189H208V191H209V193H210V195H208L209 193H207L206 192V199H207V197L208 196H210L211 197V195L213 196V198L211 197V199H207V200H210L209 202H206V199H205V197L203 198L204 199V201H203V199L201 198V197H199V195H197L196 196V194H198L197 193V191H196V189H195V186H194V184L191 186V185H189V183L187 184V182L183 179V177H185V175ZM215 174V175H216ZM243 174V175H242ZM43 175H47L46 177L45 176H43ZM67 175V176H66ZM71 175V176H70ZM75 175V176H74ZM79 175V176H78ZM166 175V177H164ZM180 175H182V176H180ZM184 175V176H183ZM191 175V176H190ZM210 175V176H209ZM253 175V176H252ZM263 175V176H262ZM27 176V179L28 180H26V182L27 181H29L28 182V186H27V183H26V188H24L23 190H22V188L20 189L22 192H20L19 190L18 191H16V193H17V195L21 198V201H22V203H21V206H20V210H17V211H15V213H14V222H13V228H12V230L11 231H13V232H11V231H9V233H5V231L7 230V228L9 227V220H8V215H9V213H7L8 212V197H9V194H10V191L14 188L13 186H15V185H17L18 187H19V184H21V179H22V177H26ZM33 176V177H32ZM82 176V177H81ZM89 176H90V178H89ZM97 176V177H96ZM104 177V178H102V179H99L98 177ZM168 176H171V177H168ZM214 176V177H213ZM229 176H230V179H229ZM233 176H235V177H233ZM241 176H243V178L241 179L240 177ZM249 176H250V180L248 179L249 178ZM12 177V178H11ZM29 177V178H28ZM41 177V178H40ZM155 179H154V178ZM158 177L159 178H161V179H158ZM196 177V178H195ZM204 177V178H203ZM214 179H213V178ZM215 177H217V178H215ZM218 177H219V180H218V182H217V179H218ZM238 177V179H236ZM13 179L12 181H11V179ZM44 178H49L48 180L47 179H44ZM70 178V179H69ZM78 178V179H77ZM85 178V179H84ZM86 178H89V179H86ZM106 178V179H105ZM174 178V179H173ZM9 179V180H8ZM98 179V180H97ZM111 179V180H110ZM165 179V180H164ZM183 179V180H182ZM193 179V180H192ZM205 179V180H204ZM228 179H229V181H228ZM233 179V180H232ZM245 179H248V183L246 182V181H244ZM252 179V180H251ZM255 179V180H254ZM259 181H258V180ZM46 180H47V183H43V182H46ZM51 180H52V182H51ZM81 180V181H80ZM105 180V181H104ZM113 180V181H112ZM159 182H158V181ZM167 180V181H166ZM169 180H171L170 181V184L169 185H167L168 184V182H169ZM231 180H232V182H231ZM5 181V182H4ZM9 181V182H8ZM20 181V182H19ZM33 181V182H32ZM40 181V182H39ZM56 181V182H55ZM74 181V182H73ZM82 181H83V183H82ZM87 181H89V182H87ZM99 181V182H98ZM107 181V182H106ZM110 181V182H109ZM116 181H118V182H116ZM130 181V180H129ZM196 181H194V182H196ZM199 181V182H198ZM254 183H253V182ZM8 182V183H7ZM38 182V183H37ZM50 183V185H51V189H52V187L54 186V188L52 189L53 191H52V193L54 194V193H56V194H54V198L55 199H53V195H52V193H51V189L48 191V194L47 195H52L51 196V198H50V196H49V198H48V196L46 195V192H45V185H49V183ZM90 182H92V183H90ZM121 182H123V184L121 183ZM127 182V183H126ZM140 182V183H139ZM154 182L156 183V186L155 185H153V188H152V184H154ZM184 182V183H183ZM186 182V183H185ZM207 182H209V183H207ZM228 182V183H227ZM236 182V183H235ZM250 182H252L253 184H254V186L255 187H253L251 184H250ZM256 182V183H255ZM258 182V183H257ZM15 183V184H14ZM54 185H53V184ZM57 183V184H56ZM89 183V184H88ZM101 183H102V185H101ZM104 183V184H103ZM126 183V184H125ZM158 183V184H157ZM220 183V184H219ZM261 185H260V184ZM10 184H11V186H10ZM30 184V185H29ZM40 184V185H39ZM93 184H94V186H93ZM112 186H111V185ZM119 184H121V186H119ZM125 184V185H124ZM159 184H160V186H159ZM172 184V185H171ZM175 184V185H174ZM184 184V185H183ZM243 184V185H242ZM246 184V185H245ZM257 186H256V185ZM259 184V185H258ZM13 185V186H12ZM74 185H75V187H74ZM83 185V186H82ZM95 185H96V187H95ZM99 185V186H98ZM105 185V186H104ZM107 185L109 186V187H107ZM125 186V189H123L124 187L123 186ZM127 185V186H126ZM128 185H130V186H128ZM174 185V186H173ZM176 185L178 186V187H176ZM224 185V186H223ZM248 185V186H247ZM250 185V186H249ZM1 186H3V187H1ZM9 186V187H8ZM17 186H15L16 187V189H17ZM79 186V187H78ZM88 186V187H87ZM102 186V187H101ZM119 186V187H118ZM139 186V187H138ZM155 186V187H154ZM158 186V187H157ZM173 186V187H172ZM185 186V188H183ZM189 186H191V187H189ZM194 186V187H193ZM216 188H215V187ZM223 186V187H222ZM228 186V185H227ZM230 186H232V188H230ZM237 186V187H236ZM259 186V187H258ZM31 187V188H30ZM37 187H39L38 189V191L40 192V194H39V196H36V188ZM94 187V188H93ZM103 187H105V188H103ZM120 187H122V189L120 188ZM130 189H129V188ZM157 187V188H156ZM166 187H168V188H166ZM171 187L173 188V189H171ZM174 187H176L175 188V190H174ZM180 187V188H179ZM189 187V189H187ZM193 187V189H191ZM207 187V188H206ZM211 187H212V189H211ZM234 187V188H233ZM244 187V188H243ZM249 187V188H248ZM250 187H253V188H256L257 187V189H258V192H256L257 191V189H256V191H255V189H254V193H253V190H251L252 188H250ZM10 188V189H9ZM57 188V189H56ZM108 188V189H107ZM114 188V189H113ZM128 188V189H127ZM140 188V189H139ZM148 188H152V190H149ZM155 188V189H154ZM178 188V189H177ZM203 188V189H204ZM219 188H221L222 190H223V194L224 195H222V190L220 189V191H219ZM239 188V189H238ZM260 188V189H259ZM56 189V190H55ZM68 189V190H67ZM93 191H91V190ZM103 189V190H102ZM107 191H106V190ZM121 189V190H120ZM166 189H167V191H166ZM168 189H170V190H168ZM179 189H180V191H179ZM97 190H101L102 192H100L99 193V191H97ZM125 190V191H124ZM126 190L127 191H129L128 193L126 192ZM133 190H134V193H133ZM183 190V191H182ZM196 191V192H193V191ZM218 190V193H216L215 191H217ZM232 190V191H231ZM240 190V191H239ZM245 190H247V191H245ZM250 190V191H249ZM55 191V192H54ZM59 191V192H58ZM75 191V192H74ZM91 191V192H90ZM149 191H151V192H149ZM166 191V192H165ZM171 191H172V194H171ZM186 191V192H185ZM212 191H214L213 193H212ZM238 191V192H237ZM263 191V192H262ZM1 192H2V194H1ZM19 192V193H18ZM25 194H24V193ZM74 192V193H73ZM95 192V193H94ZM104 192H106V193H104ZM156 192V193H155ZM163 192V193H162ZM176 192H177V194H176ZM179 192V193H178ZM184 192H185V195H186V197L187 196H189V197H185V195H184ZM192 192V193H191ZM221 194H220V193ZM226 192V193H225ZM241 192V193H240ZM248 192V193H247ZM22 193V194H21ZM42 193V194H41ZM79 195H78V194ZM81 193V194H80ZM94 195H93V194ZM108 193V194H107ZM125 193V194H124ZM167 193V194H166ZM190 195H189V194ZM196 193V194H195ZM123 194V195H122ZM132 194V196H133V198H134V200L132 201L131 200V202L129 203V201L128 202H126L127 201V199H126V195H131ZM135 196H134V195ZM151 194H152V199H151ZM176 194V195H175ZM188 194V195H187ZM193 194V195H192ZM195 194V195H194ZM219 194H220V197H219ZM260 195V196H258V195ZM3 195V196H2ZM16 195V196H17ZM57 195V196H56ZM61 195V196H60ZM106 195V196H105ZM110 195V196H109ZM112 195V196H111ZM122 195V196H121ZM163 195H165V196H163ZM167 195V196H166ZM179 195V196H178ZM234 195H236V196H234ZM27 196V197H26ZM121 196V197H120ZM182 196V197H181ZM226 196V197H225ZM229 197V199H232V200H230V202H228V197ZM234 197V200H233V198L232 197ZM263 198H262V197ZM3 197V198H2ZM37 197H39V198H37ZM41 197V198H40ZM46 197L48 198L47 200H46ZM98 199H97V198ZM100 197H102V198H100ZM105 197H107V198H105ZM114 197V198H113ZM123 197V198H122ZM196 197V198H195ZM198 197V198H197ZM209 197V198H210ZM215 197H218V198H220L221 200H219L218 198H216L215 199ZM227 199V202L228 203H232L231 201H233V203H234V201H238L237 202V204H238V207H239V209H238V207H235V208H233V210H232V212H228L227 214L225 213V212H223L222 211V209H223V205H222V207L220 206V204H223L222 202H226V200L224 199ZM231 197V198H230ZM235 197H236V199H235ZM239 197V198H238ZM251 197V198H250ZM254 197V198H253ZM259 197V198H258ZM262 199H261V198ZM6 198V199H5ZM29 198V199H28ZM34 198V199H33ZM36 198V199H35ZM57 198V199H56ZM103 198H105V199H103ZM111 198V199H110ZM119 198V199H118ZM122 198V199H121ZM165 200H164V199ZM202 199L201 200V202H200V199ZM223 198V199H222ZM247 198V199H246ZM42 199V200H41ZM51 199L52 200H54L53 201V203L51 202ZM93 199V200H92ZM103 199V200H102ZM110 199V200H109ZM112 199H114V200H112ZM185 199V200H184ZM193 200V204H192V200ZM199 199V200H198ZM213 199V200H212ZM250 199V200H249ZM251 199H253V201H251ZM6 200V201H5ZM25 200V201H24ZM33 200H35V202L33 201ZM75 200H76V202H75ZM88 201L87 202V204H85L86 203V201ZM101 200V201H100ZM159 200H160V202H159ZM163 200V201H162ZM183 200H184V202H183ZM188 200V201H187ZM191 200V201H190ZM219 200V201H218ZM241 200V201H240ZM255 200V201H254ZM31 201H33L34 203H32ZM37 201H39V202H37ZM50 201V202H49ZM73 203H72V202ZM89 201H90V203H89ZM94 201V202H93ZM118 201H120V202H118ZM125 201V202H124ZM166 201V202H165ZM213 201V202H212ZM215 201H218V203L216 202V203H214ZM248 201V202H247ZM39 203L40 204V211H41V214H43L42 215V218H41V220H42V222L41 221H39V224L38 225H36L35 226V222H34V220H32V218L34 217V205L33 204H35V203ZM55 202V203H54ZM57 202V203H56ZM79 202H81V203H79ZM84 202V203H83ZM95 202H98L99 203V205H101V206H99L98 205V203L96 204ZM105 202V203H104ZM111 202V203H110ZM117 202V203H116ZM134 202V203H133ZM146 202V203H145ZM154 202V203H153ZM163 202V203H162ZM165 202V203H164ZM199 202V203H198ZM219 202H221V203H219ZM235 202V203H236ZM256 202V203H255ZM70 203H72V204H70ZM79 203V204H78ZM95 203V205H93ZM109 203V204H108ZM123 203V204H122ZM125 203V204H124ZM128 203H129V205H128ZM210 203V204H209ZM214 203V204H213ZM227 203V204H228ZM232 203V205H234ZM252 203V204H251ZM54 204H56V206H54ZM58 204V205H57ZM75 206H77V204L78 205H85L84 207H82V214L81 215H83V216H81V218H79V226H78V228L75 230V231H71V233L73 234V235H71V236H77V238H75V237H72L71 238V236L69 235V234H71L70 233V228H68V232H69V234H68V232H65V230H67V229H65L64 227H65V225H66V228L68 227L67 226V219L69 218V213H71V212H76V210L75 209H73L74 208V205ZM115 205V207L113 206V205ZM117 204H118V206H117ZM127 204V205H126ZM151 204H153V205H151ZM160 204V205H159ZM162 204V205H161ZM183 204V205H182ZM185 204V205H184ZM187 204V205H186ZM230 204H228V205H230ZM250 204V205H249ZM7 205V206H6ZM28 205H29V207H28ZM54 206V207H56V208H54V210L53 211H56L57 210V208H58V210L56 211V212H54V213H52V212H50L49 211V206ZM71 205H73L72 207H71ZM99 207H98V206ZM112 205V206H111ZM124 205V206H123ZM136 205V206H135ZM147 205V206H146ZM190 207H189V206ZM197 205V206H196ZM201 205H202V207H201ZM209 205H211L210 207H208ZM215 207H214V206ZM217 205H218V207H217ZM4 206V207H3ZM42 206V207H41ZM70 206V207H69ZM94 206V207H93ZM98 208H97V207ZM106 207V208H104V207ZM127 206V207H126ZM133 206H135V207H137V208H133V209H131V210H134V211H131V210H129L128 208L129 207H133ZM138 206H140V207H138ZM146 206V207H145ZM149 206V207H148ZM160 206L161 207V209H160V207L158 208V207ZM166 206V207H165ZM196 208H195V207ZM207 206V207H206ZM7 209H6V208ZM102 209H101V208ZM114 207V208H113ZM124 207V208H123ZM183 207H185V208H183ZM206 207V208H205ZM214 207V208H213ZM220 207V208H219ZM31 208V209H30ZM71 210H70V209ZM85 208H87V209H85ZM95 209V213H94V210L93 209ZM120 208V209H119ZM123 208V209H122ZM167 209V210H164V209ZM193 208V209H192ZM203 208V209H202ZM209 208H210V210H209ZM211 208H212V210H211ZM245 208V209H244ZM261 209V210H256V209ZM85 209V210H84ZM96 209H97V211H99L100 213H101V210H102V213L101 214H103L102 216H104V218L106 219H104L102 216H97L98 214H100L99 212H96ZM99 209V210H98ZM116 209V210H115ZM118 209V210H117ZM124 209H125V212H123L124 211ZM135 209H137V210H135ZM163 209V210H162ZM178 209V210H177ZM184 209V210H183ZM189 209H191V210H189ZM195 209V210H194ZM214 209V210H213ZM228 209V208H227ZM235 209H236V211H235ZM263 209V210H262ZM5 212H4V211ZM24 210V211H23ZM33 210V211H32ZM75 210V211H74ZM93 210V211H92ZM104 210V211H103ZM105 210H106V212H105ZM122 210V211H121ZM140 210V211H139ZM193 210V211H192ZM49 211V212H48ZM84 211H85V213H84ZM91 211V212H90ZM168 211V212H167ZM180 211V212H179ZM191 211V212H190ZM199 211V212H198ZM214 211V212H213ZM223 212V213H221V215L219 214L220 212ZM240 211H241V214H242V212H243V216L241 215V214H239L240 213ZM246 211V212H245ZM249 211V212H248ZM257 211H260V213H258ZM4 212V213H3ZM87 212V213H86ZM103 212H105V214L103 213ZM107 212H108V214H107ZM114 212V213H113ZM119 212V213H118ZM134 212V213H133ZM144 212V213H143ZM161 212H162V214L163 215H165V216H163V215H161ZM186 212V213H185ZM190 212V213H189ZM213 212V213H212ZM234 212L236 213V215H237V217L234 215ZM238 212V213H237ZM6 213V214H5ZM16 213H18V215L16 214ZM31 213V214H30ZM33 213V214H32ZM52 213V214H51ZM56 213V214H55ZM89 213H92L91 215H89ZM94 213V214H93ZM98 213V214H97ZM111 213V214H110ZM128 213L130 214V216H129V220H131V219H133L132 217H131V215H133V217H134V215H136L137 213H142L143 215H141V219H140V221H139V223H138V225L139 226H137V227H135V231L133 230V232H132V234H129V230L127 231H124L126 228L124 227V229H119L120 230V233L122 232L123 234H120V237L119 236H117V235H115V234H117L118 232H115V231H118L117 230V225H116V223H117V220H118V216H119V218H122V217H124V219H125V217H126V219H127V215H128ZM132 213V214H131ZM167 215H166V214ZM184 213H185V216H184ZM197 213V214H196ZM215 213H217V214H219V215H214ZM246 213V214H245ZM249 213L251 214V215H249ZM21 214V215H20ZM28 214V215H27ZM55 214V215H54ZM86 214V215H85ZM183 214V215H182ZM192 214V215H191ZM195 214H196V216H195ZM223 214V215H222ZM231 214V215H230ZM245 214V215H244ZM248 214V215H247ZM253 214H254V216H253ZM4 215V216H3ZM17 215V216H16ZM33 217H32V216ZM71 215H73L72 213L70 214V218H71ZM84 215H85V217H84ZM122 215V216H121ZM125 215V216H124ZM187 215V216H186ZM21 218H20V217ZM28 216V217H27ZM51 216V217H50ZM91 216V217H90ZM98 217L99 218V220H98V218L96 219V222L98 221L99 222V224H98V222L96 223L97 224V227L99 228H97L98 230L97 231H95L96 229L94 228V233H96L95 235H96V237H95V235L94 236H91L90 238L92 239V241H91V239H88V238H86V237H88V235H86V233H85V229H86V225H87V223L89 224L90 223V219H92L93 217ZM106 216H107V218H106ZM113 216V217H112ZM161 216H163L162 218H161ZM193 216V217H192ZM198 216H199V218H198ZM215 218H214V217ZM239 220V218L241 217V219L238 221V220H236V218ZM251 216V217H250ZM17 217V218H16ZM25 217V218H24ZM30 217V218H29ZM157 217V218H156ZM161 219H164V217H165V220H161ZM179 217V218H178ZM219 217V218H218ZM223 217V218H222ZM231 217V218H230ZM239 217V218H238ZM246 219H245V218ZM253 217V218H252ZM255 217V218H254ZM261 217V218H260ZM263 217V218H262ZM66 218V219H65ZM69 218V219H70ZM90 218V219H89ZM158 218L161 220V222H160V220H158ZM169 219L168 221H167V219ZM192 218H193V220H192ZM227 218H229L228 220H227ZM235 218V219H234ZM244 218V219H243ZM17 219H19V220H17ZM34 219V218H33ZM106 221H104V220ZM127 219V220H128ZM232 219H233V221H232ZM242 219H243V221L244 220H250V224H248V222H246V221H244V222H241L242 221ZM255 221H254V220ZM21 220V221H20ZM47 220V221H46ZM172 220H173V222H172ZM182 220V221H181ZM192 220V221H191ZM199 220V221H198ZM236 220V221H235ZM16 221H19V222H17V224H16ZM104 221V222H103ZM108 221V222H107ZM158 221H159V224H158ZM163 221H164V223H163ZM184 221V222H183ZM188 221V223H186ZM215 221V222H214ZM217 221V222H216ZM228 221H230V222H228ZM231 221H232V224H231ZM240 222L241 223V225H238L239 223L238 222ZM253 221V222H252ZM34 222V223H33ZM102 224H101V223ZM113 222V223H112ZM172 222V223H171ZM194 222H195V224H194ZM245 222L247 223V224H245ZM6 223V224H5ZM8 223V224H7ZM19 223V224H18ZM24 223V224H23ZM104 223V224H103ZM162 223V224H161ZM183 223H184V225H183ZM193 223V224H192ZM226 223H227V225H226ZM234 223H236V225L234 224ZM243 223H244V225H243ZM259 223V224H258ZM28 224V225H27ZM32 224V225H31ZM118 224V223H117ZM188 224V225H187ZM212 224V225H211ZM215 224V226H213ZM234 224V225H233ZM256 224V225H255ZM258 224V225H257ZM18 225V226H17ZM30 225V226H29ZM102 225V226H101ZM109 225V226H108ZM111 225V226H110ZM114 225V226H113ZM160 225V226H159ZM163 225V226H162ZM168 225V226H167ZM192 225H194V226H192ZM210 225H211V227H210ZM229 225V226H228ZM251 225V226H250ZM256 227H258L257 229H253L255 226ZM26 226H28L27 228H26ZM38 226V227H37ZM43 226V227H42ZM100 226V227H99ZM153 226H155V227H153ZM189 226V227H188ZM219 226H220V228H219ZM238 226H239V228H238ZM254 226V227H253ZM47 227V228H46ZM160 227H162V228H160ZM176 227H177V229H176ZM183 227V228H182ZM185 227V228H184ZM194 227V228H193ZM196 227V228H195ZM218 227V229H216ZM242 227H244V229L242 228ZM245 227L246 228H248V229H245ZM250 227H252L251 229H250ZM3 228V229H2ZM19 228V229H18ZM62 228H64L65 230H62ZM80 228H82L81 230H80ZM108 228V229H107ZM158 228H160V229H158ZM166 228V229H165ZM188 228V229H187ZM190 228V229H189ZM212 228H213V230L215 229V230H218L219 232H216L215 230L213 231L212 230ZM237 228H238V230H237ZM14 229V230H13ZM28 229V230H27ZM36 229H38V230H36ZM113 229V231H111ZM158 229V230H157ZM193 229V231H191ZM195 229V230H194ZM210 229V230H209ZM234 231H233V230ZM240 229V230H239ZM28 232H27V231ZM43 230V231H42ZM100 230V231H99ZM122 230V231H121ZM152 232H151V231ZM160 230V231H159ZM163 230V231H162ZM165 230V231H164ZM187 230V231H186ZM200 232H198V231ZM207 230V231H206ZM237 230V232H235ZM247 230V231H246ZM252 230V231H251ZM258 230H259V232H258ZM18 231V232H17ZM32 231V232H31ZM35 231H37V232H35ZM39 231H42L43 233H44V235L46 236H44L45 238L43 239V238H40L39 237ZM111 231V232H110ZM158 231V232H157ZM162 231V232H161ZM210 231H212V232H210ZM224 231V232H223ZM2 232V233H1ZM10 232H11V234H10ZM29 232H31V233H29ZM34 232H35V234H34ZM87 232V231H86ZM169 232V233H168ZM188 232H190V233H188ZM232 232V233H231ZM248 232H251V233H248ZM257 234H256V233ZM13 233V234H12ZM62 233V234H61ZM65 233V234H64ZM66 233H67V239H70L71 241H73V242H71V241H69V240H64L65 242H63V240L61 239L63 236H65L66 235ZM76 233V234H75ZM77 233L79 234V235H77ZM103 233V234H102ZM111 233L114 235H111ZM127 233H128V235H127ZM157 233V234H156ZM163 233V234H162ZM168 235L169 237H167L166 235ZM193 233V234H192ZM200 235H198V234ZM214 233H216V234H214ZM240 233V234H239ZM245 233V234H244ZM17 234V235H16ZM25 235V237H27V238H24V236L23 235ZM31 234V235H30ZM34 236H33V235ZM60 234L62 235V236H60ZM97 234H98V236H97ZM105 234V235H104ZM108 234H110V236H108ZM197 234V235H196ZM202 234V235H201ZM207 234V235H206ZM212 234V235H211ZM213 234H214V236H213ZM218 234V235H217ZM224 234V235H223ZM231 234V235H230ZM250 234H252V235H250ZM8 236V237H5V236ZM15 235V236H14ZM38 237H37V236ZM51 235V236H50ZM119 235V234H118ZM127 235V236H126ZM152 235V236H151ZM156 235V236H155ZM161 235V236H160ZM190 235V236H189ZM193 235V236H192ZM217 235V236H216ZM221 235H223V237L221 236ZM247 235V236H246ZM255 235V236H254ZM257 235V236H256ZM12 236V237H11ZM31 236V237H30ZM70 236V237H69ZM85 238H84V237ZM110 237V239H108V237ZM130 236H131V238H130ZM133 236V237H132ZM151 236V239L149 238ZM198 236V237H197ZM209 238H208V237ZM212 236H213V238H212ZM222 238H221V237ZM13 237H14V239H13ZM29 237V238H28ZM60 237V238H59ZM95 237V240L93 241V238ZM105 237H107V238H105ZM113 237V238H112ZM115 237V238H114ZM163 237V238H162ZM165 237V238H164ZM192 237V238H191ZM202 237V238H201ZM234 237V238H233ZM253 237V238H252ZM8 239V241H7V239ZM12 238V239H11ZM22 238V239H21ZM38 238H39V240H38ZM76 240V244H75V241H74V239ZM100 240H99V239ZM112 238V239H111ZM117 238V239H116ZM121 238H122V241H121ZM126 238H128L129 240H131V241H129L128 239H126ZM160 238H162V240H159L158 241V239H160ZM242 238H244L243 240H242ZM30 239V240H29ZM36 239V242L34 241V240ZM48 239V240H47ZM60 241H59V240ZM83 239V240H82ZM87 239H88V243L90 242V244L88 245L86 242H84L85 240L87 241ZM114 239H116V240H114ZM119 239V240H118ZM125 239V240H124ZM157 239V240H156ZM199 239V240H198ZM209 239H211V240H209ZM218 241H217V240ZM222 239V240H221ZM246 239H247V241H246ZM14 240V241H13ZM22 240V241H21ZM28 240V241H31L30 242V244L31 245H33L34 246V250L35 251H31V250H33L32 249V247L33 246H30L29 248H28V250H30V252L28 251V250H25V248H24V243L26 242V241ZM42 240V241H41ZM81 240V241H80ZM113 240L115 241V242H113ZM119 241V243H118V241ZM154 240V241H153ZM170 240V241H169ZM193 240V241H192ZM214 240V241H213ZM237 240V241H236ZM4 241V242H6L5 244H4V242L2 243V242ZM10 241V242H9ZM40 241H41V246H40ZM57 241H59L58 243H59V245H58V243H57ZM67 241H69V243H66ZM99 241V242H98ZM128 241V245H127V242ZM152 241V242H151ZM169 241V242H168ZM196 241V242H195ZM207 241V242H206ZM209 241V242H208ZM222 241V242H221ZM223 241H225V242H223ZM252 241H254V242H252ZM22 244H21V243ZM34 242V243H33ZM70 242H71V246L69 245L70 244ZM86 244V246H85V244ZM102 242H104V244H102ZM117 242V243H116ZM211 242H213V245H212V243ZM218 242H219V245H218ZM236 242H238V243H236ZM241 242H243V243H241ZM248 244H250V245H247L246 243ZM251 242V243H250ZM9 243V244H8ZM61 243H63V244H61ZM65 243V244H64ZM80 243V244H79ZM101 243V244H100ZM114 243V244H113ZM122 243H124V244H122ZM126 243V244H125ZM152 243V244H151ZM169 243H170V245H169ZM239 243H241V244H243V245H241V244H239ZM20 244V245H19ZM35 244H39L38 245V247H35ZM74 244H75V246H74ZM120 244H122V246H120ZM146 244H147V246H149L148 244H151L152 246H153V248H152V246H150L149 248L152 250H149V252L151 251L152 252V254H151V252H150V254L151 255H153V256H150V257H148V256H146V257H143L144 255V251H145V249H146ZM156 244V243H155ZM197 244V245H196ZM203 244V245H202ZM208 244V245H207ZM216 246H215V245ZM223 244V245H222ZM244 244H246L245 246H244ZM252 244V245H251ZM254 244V245H253ZM45 245H46V247H45ZM58 245V246H57ZM66 245H68V246H66ZM81 245V246H80ZM99 245H101V246H99ZM120 247H119V246ZM127 245V246H126ZM131 245V247H128V246H130ZM199 245V246H198ZM221 245V246H220ZM229 245V246H228ZM236 245V246H235ZM238 245V246H237ZM12 246V247H11ZM39 246H40V248H39ZM56 246H57V248H56ZM70 246V247H69ZM72 246H74L75 247V249L77 250H73L74 249V247H73V249H72ZM145 246V247H144ZM156 246V245H155ZM180 246V247H179ZM195 246H197V247H195ZM202 246V247H201ZM204 246V247H203ZM214 246V247H213ZM225 246V247H224ZM227 246V247H226ZM232 246V247H231ZM240 246H242V247H244L243 249H242V247L241 248H239ZM247 246H249V247H247ZM255 246V247H254ZM61 247V248H60ZM87 247V248H86ZM111 247H113V248H111ZM117 247V248H116ZM119 247V248H118ZM201 247V249H197V248H200ZM213 247V248H212ZM217 247V248H216ZM219 247V248H218ZM222 247H224V248H222ZM230 247V248H229ZM245 247L247 248L246 250H245ZM251 247V248H250ZM20 248V249H19ZM36 248H37V250H38V248H39V250L37 251L36 250ZM47 248V249H46ZM59 248H60V250H59ZM100 248V249H99ZM116 248V249H115ZM128 248H129V250H128ZM175 248L176 249H180V251L179 250H175ZM212 248V249H211ZM216 248V249H215ZM249 248V249H248ZM256 250H255V249ZM67 249V248H66ZM143 249H144V251H143ZM156 249V250H155ZM197 249V250H196ZM214 249V250H213ZM217 249H218V253L220 252V254H218L217 252H215V251H217ZM220 249V250H219ZM18 250V251H17ZM23 250V251H22ZM25 250V251H24ZM46 250V251H45ZM86 250H88L87 252H86ZM104 250V251H105ZM183 250V251H182ZM196 250V251H195ZM211 250V251H210ZM241 250V251H240ZM244 250V251H243ZM247 250H250L249 251V253L252 255H250L249 253H248V251ZM9 251V252H8ZM22 251V252H21ZM66 251V250H65ZM74 251H75V253H74ZM92 251V252H91ZM115 251V252H114ZM142 251V252H141ZM205 251V252H204ZM226 251V252H225ZM247 251V252H246ZM255 251V252H254ZM259 251V252H258ZM31 252H32V254H31ZM36 252H38V253H36ZM44 252H46V253H44ZM59 252H60V254H59ZM114 252V253H113ZM213 252H215V253H213ZM245 252V253H244ZM36 253V254H35ZM57 253V254H56ZM117 253V254H116ZM142 253V254H141ZM169 253V254H168ZM201 253H203L202 255L203 256H201L200 254ZM213 253V254H212ZM234 253V254H233ZM15 254H16V256H15ZM46 254V255H45ZM69 254V256H68V258L69 259H71V255ZM97 255V257L95 258V256H93V255ZM113 254V255H112ZM115 254V255H114ZM141 254V255H140ZM154 254H155V256L157 257L156 259H155V256H154ZM206 254V256H204ZM231 254V255H230ZM5 255V256H4ZM19 255H21V256H19ZM37 255H38V257H37ZM101 255V254H100ZM165 255H166V257H165ZM186 255H188L187 257L184 256ZM214 255H216V256H213ZM225 255H227V256H225ZM234 255V256H233ZM238 257V259H237V257ZM9 256H10V258H9ZM25 256H26V258H25ZM32 258H31V257ZM217 256H218V258H217ZM256 256H257V258H256ZM2 257V258H1ZM23 257V258H22ZM48 257V258H47ZM94 257V258H93ZM148 257V258H147ZM152 257V258H151ZM154 257V258H153ZM166 259H165V258ZM170 257V258H169ZM206 257V258H205ZM244 257V258H243ZM13 258V259H12ZM20 258V261H18L17 259H19ZM22 258V259H21ZM31 258V259H30ZM36 258V259H35ZM52 258V259H51ZM143 258V260H144V258L146 259V260H141V259ZM149 258H151V260H153V261H155L156 260V262H154L153 263V261H150L149 260ZM175 258V259H174ZM177 258V259H176ZM214 258H216V259H214ZM260 258V259H259ZM5 259V260H4ZM54 259H55V261H54ZM92 259H94V261L92 260ZM120 259H122V256H121V258ZM155 259V260H154ZM164 259V260H163ZM187 261H186V260ZM210 259H212L211 261H210ZM225 259H229V260H231L232 262H228L227 260H225ZM251 259V260H250ZM262 259V260H261ZM14 260V261H13ZM24 260V261H23ZM43 260H44V263H43ZM78 260V261H77ZM117 261V259L116 258H112V261ZM119 260V259H118ZM149 260V261H148ZM170 260V261H169ZM214 260V261H213ZM237 260V261H236ZM240 260V261H239ZM242 260V261H241ZM246 262H245V261ZM7 261V262H6ZM22 261V262H21ZM54 261V262H53ZM98 261V260H97ZM111 260H110V263H113ZM142 261V262H141ZM168 261V262H167ZM218 261V262H217ZM225 261V262H224ZM5 262V263H4ZM21 262V263H20ZM24 262V263H23ZM35 262V263H34ZM93 262V263H92ZM129 262L127 263V264H129ZM138 262H140V263H138ZM150 262V263H149ZM160 262L159 263H157V264H160ZM261 262V263H260ZM114 264V263H113Z\"/></svg>",
    "mask_w": 264,
    "mask_h": 264
},
{
    "label": "bare ground",
    "instance_id": "bare-ground-1",
    "mask_svg": "<svg viewBox=\"0 0 264 264\" xmlns=\"http://www.w3.org/2000/svg\"><path fill=\"white\" fill-rule=\"evenodd\" d=\"M8 1H11V0H8ZM61 0H59V2H60ZM67 1V0H66ZM66 1H65V3H66ZM78 1V0H77ZM108 2H106V1H104V0H85V3H86V5H87V8H88V10H89V12L88 11H86V7H84V8H81V10H80V12H81V15L83 16V18H85L86 20L85 21H93L92 20V17L93 16H95V17H97V19H96V22H93L91 25L93 26H95V28L96 27H99V26H104V28L106 27H109V26H111L112 25V23H117V26H118V30H119V32H121V33H123V35L125 34V37L126 36H128L130 39H132V43L135 41V47H133V48H131V49H128V50H125L124 48L123 49H121L120 47H118L117 45L116 46H111V44L109 43H106L105 41H103L102 42V40H101V38L100 37H98L95 33H92L91 32V30H90V32H88L87 30V32L86 31H84V30H81L82 29V27H81V29H79V24H78V22L75 20H73L72 19V13H69L68 12V14H66L65 16H64V18L62 19V17H61V23H60V25H61V27L62 26H65L67 23H71V25L72 26H74L75 28H77L76 30H79V35H80V40L78 41V40H75L74 39V41L72 42V46H74L75 48H76V51H77V49L78 50H80L81 52H82V54L83 55H89L90 56V54L92 55V54H95V53H97V51L98 50H101V52L102 53H100V57H98L99 59H98V63L97 64H90L89 66H87V67H85V70L86 71H84V68L83 69H79V65H78V69H75V67H74V70H70L69 71V73H71V74H73V75H76V76H79V77H82V79H83V77H85V75H88V74H90V76L92 75V73L94 74V76H93V78H92V76H91V78L92 79H94V83H90V81H89V86H90V88L92 89V87H96V86H98L97 88H101V90H99L98 89V92L95 94V92L93 91H91V92H88V91H85V90H88V89H82L81 88V91L83 92V93H85L86 94V96H87V98H88V96L89 97H99V96H103V97H110V93H112L113 95L116 93H118L119 91L121 92V91H123L124 89L126 90V88H128L129 89V87L130 86H134L133 84H139L138 86H140V84H141V86H143V87H146V88H148L149 90H155L154 88L155 87H159V86H164V87H160V89H158V91L157 92H159V93H154V94H156L158 97H159V99L161 100V99H163L162 101H158L155 97H157L156 95H153L152 97L151 96H149L148 94H144L146 91H145V88H144V93L142 94L141 93V91L140 90H137V89H135V90H137V92L139 91L141 94L139 95V94H137V92H135L133 95L131 94V93H129V92H127V93H129L130 95H128L127 97H125V98H123V97H121V98H123V99H119L120 100V104L119 105H121V106H123V107H125V108H127V107H129V108H138V109H146L148 112H150V113H152V114H159V115H161V117H160V126L159 127H155V124H154V122H153V126L151 127V126H149L148 128L150 129V130H152V132H155V133H157V134H163L166 138L165 139H167L168 140V135L165 133V131L164 132H162L161 131V129H163V128H166V129H168L170 132H173V133H177V135H184L185 134V136L187 135L186 134V132H188V130L190 131L191 129V131L192 132H194L193 131V129H197V128H199L200 127V125L199 124H189L188 125V127L187 128H184V126H182V128L181 127H179L178 126V124L181 126V124L180 123H182L181 121H184L185 122V117L190 113V114H192L193 112H194V114L193 115H195V113H196V109L197 108H195V107H198L197 105H202L201 103H202V101H204L203 99H199L198 97H195V99H194V105H193V107L195 108L194 110L195 111H193V109L192 108H190L191 110H192V112H190V110H188V108L187 107H189V105L188 106H186L185 108H187V109H185V108H183V106L184 105H187V104H184V101L186 100H190V103L192 102L191 101V99L192 98H190V95H182L181 94V99L180 98H178L177 99V97H175V100H173L174 98H173V95H171L170 96V91H169V89L171 88V86L175 83V82H178V83H182L183 84V82L184 83H186L185 81H183V78H184V76H183V78H182V76L180 75L182 72H181V69H179L178 67H176L175 68V66L177 65L175 62H174V60L173 59H177V58H181V60L182 59H184L185 57H192V58H194L195 59V57L196 56H199V58L201 59L202 57H204V60H205V57L206 56H211V58L210 59H207L206 58V60L203 62L202 60V62L200 61L199 63H195V64H193V65H191V67H189L188 65H187V63H190V61L189 62H186V64H185V68H183V69H187V70H189L190 72L188 73V77H187V79H189V83L187 84V85H189L190 87H198V89H199V87H203V88H205V90L204 89H201V90H203V91H205L206 92V89H210V90H213V91H222L223 90V88H225V87H227L228 85H234V84H243V86L245 87V89H247V88H254L255 90L256 89H258V87H260V86H263L264 85V70H263V64H264V36L262 37V36H260L259 35V32H260V30H259V28H257V27H253V24L254 23H258V19H256L255 17H252V16H250V15H243V14H241V13H239V16H240V23H238V22H235L234 21V14L232 13V11H229V12H227L226 14H223L224 12H220L219 11V8L222 6V5H218V4H216V3H213V2H206V0H200V2H198V1H195V0H183V1H180V0H173V1H175V10H176V13H177V15H178V17L181 19L180 20V22L179 23H177V25H176V28H179L180 29V31L182 30V31H184V33H186V36L184 35V40L186 41H188L187 43H188V45H186V43H184V42H182V41H184V40H182V38H181V35L179 36V34L177 35L178 37H180V41L182 42L181 43V45L179 46V52H176V51H174L173 49H170V48H168V47H166V50H168L167 52H166V56L164 55V57H163V59L162 60H160L159 59V57L162 55L163 56V54H165V52H161L162 50H160L161 48H163L164 46H167V45H170V44H172L171 42L173 41H171L170 40V38H168V36H167V34H166V32H160V30H159V28H160V26L162 25H158L159 27L157 28V26H156V24H154V23H152V22H150L149 24H150V29L148 30V32L150 33V35H151V37L153 38V43H146V37L145 38H143V35H142V33H141V29H142V24H141V22H143L142 20V16L140 15V6L139 5H137V1L138 0H125L124 2H122V3H120V2H118V0H107ZM109 1H113L112 2V5H110L109 4ZM147 3H148V5L149 6H151L152 5V1L153 0H145ZM58 2V3H59ZM62 3V2H61ZM68 3V2H67ZM157 4V3H156ZM58 5V4H57ZM62 5H63V3H62ZM158 5V4H157ZM60 6V5H59ZM64 7H66L65 5H63ZM62 6V7H63ZM69 6V5H68ZM148 6V7H149ZM228 6L229 7H231V8H236V5L235 4H233V3H229L228 4ZM58 7V6H57ZM61 7V6H60ZM63 7V8H64ZM189 7H191V8H193V9H195L196 8V13L194 14V15H191L192 17L194 16V18L192 19V21H190V22H188L185 18H183V14L182 13H184L183 11H185L187 8H189ZM63 8H61L62 10H63ZM157 8V7H156ZM165 8H166V6H165ZM60 8H59V10H61ZM65 10L67 9V8H64ZM237 9V8H236ZM61 10V11H62ZM166 10H167V8H166ZM56 12V11H55ZM71 12V11H70ZM59 13V12H58ZM150 13V12H149ZM57 14V13H56ZM55 14V15H56ZM162 14V13H161ZM185 14V13H184ZM64 15V14H63ZM146 15V14H145ZM2 16V15H1ZM57 16H58V14H57ZM57 16H55L56 18H57ZM149 16V15H148ZM55 17H53V19H55ZM94 17V18H95ZM57 20V19H56ZM56 20H54V21H56ZM90 22V23H91ZM58 23V22H57ZM59 25V24H58ZM57 24H56V27H60V26H58ZM165 25V24H164ZM236 25H238V27H236ZM53 26V25H52ZM51 26V27H52ZM69 26V25H68ZM67 26V27H68ZM101 26V27H102ZM49 27V26H48ZM55 27V28H56ZM73 27V28H74ZM54 28V27H53ZM64 28H66V27H64ZM63 28V29H64ZM94 28V27H93ZM105 28V29H106ZM47 29H49L50 30V28H47ZM70 29H71V27H70ZM96 29H98V28H96ZM178 29V30H179ZM65 30H67V28L65 29ZM51 31L52 30H50L49 32L51 33ZM62 31V30H61ZM64 31V30H63ZM62 31V32H63ZM68 31H69V28H68ZM170 31V30H169ZM231 31H238V33H236L235 35L236 36H234V40H233V43H229V41H230V38L233 36H231L230 35V33H231ZM48 32V31H47ZM53 32V31H52ZM76 32V31H75ZM118 32V33H119ZM143 32V31H142ZM50 33L48 34L47 33V35H50ZM54 33V32H53ZM59 33V32H58ZM64 33V32H63ZM77 33V32H76ZM101 33V32H100ZM62 34V33H61ZM78 34V33H77ZM46 35V36H47ZM51 35H52V33H51ZM58 35V37H59V35L60 34H57ZM70 35H71V33H70ZM96 35V36H95ZM122 35V34H121ZM65 36V35H64ZM103 36H105V35H103ZM175 36V35H174ZM229 36H231L230 38H229ZM50 36H48V38H49ZM53 37V36H52ZM66 37V36H65ZM123 37V36H122ZM127 37V38H128ZM262 37V38H261ZM45 38H47V37H45ZM61 38V37H60ZM69 38V37H68ZM71 38V37H70ZM69 38V39H70ZM74 38V37H73ZM108 38V37H107ZM55 39V38H54ZM54 39H53V41H54ZM57 39V38H56ZM48 40H51V39H48ZM62 40H63V38H62ZM71 40V39H70ZM47 41V40H46ZM59 41V40H58ZM61 41V40H60ZM59 41V42H60ZM122 41V40H121ZM129 41V40H128ZM145 41V42H144ZM63 42H64V40H63ZM75 42V43H74ZM105 42V43H104ZM118 42V41H117ZM55 43V42H54ZM57 43V42H56ZM61 43V42H60ZM59 43V44H60ZM113 43V42H112ZM175 43V42H174ZM11 44V43H10ZM18 44V43H17ZM48 44H50V43H48ZM64 44V43H63ZM67 44V43H66ZM65 44V45H66ZM114 44V43H113ZM44 45V44H43ZM42 45V46H43ZM69 45V44H68ZM71 45V44H70ZM174 45H176V44H174ZM13 46V45H12ZM18 46V45H17ZM50 46V45H49ZM63 46V45H62ZM128 46V45H127ZM45 47V46H44ZM65 47V46H64ZM67 48L69 47V46H66ZM65 47V48H66ZM74 47H72V48H74ZM124 47V46H123ZM7 48V47H6ZM13 49H12V53L8 50V52H10L11 54V56H9L8 54V56L9 57H11L9 60H11V63L9 64V65H11L13 68H12V70L14 69L16 72H17V74H14V75H19V73L21 74V69L19 70V67L21 66V64H22V62L21 61H25L26 59H25V57L26 56H24V57H22V56H20L21 54L19 53L20 51H18L19 49H17L16 47H12ZM43 48V47H42ZM46 48V47H45ZM53 48V47H52ZM63 48V47H62ZM130 48V47H129ZM46 49H48V48H46ZM56 49V48H55ZM69 49V48H68ZM70 50V49H69ZM69 50H68V55H70L69 54ZM45 52H46V50H45ZM49 52H50V50H49ZM65 52H66V50H65ZM78 52V51H77ZM100 52V51H99ZM98 52V53H99ZM47 53V52H46ZM73 53V52H72ZM44 54V53H43ZM51 54V53H50ZM58 54V53H57ZM77 54H79V53H77ZM55 55V54H54ZM66 55V54H65ZM96 55V54H95ZM200 55H201V57H200ZM8 56H7V58H8ZM46 56V55H45ZM53 57V60L52 61H54V59H58V57L57 56H53V54L52 55H50L49 57H47L48 59H51L50 57ZM59 56V55H58ZM62 56V55H61ZM64 56V55H63ZM72 56H73V54H72ZM79 56V55H78ZM88 56V57H89ZM161 56V57H162ZM3 57H5V55L3 56V54L2 53H0V62H1V64L5 67H7L8 66V63L6 62V63H4V61H5V59L3 58ZM55 57V58H54ZM67 57V56H66ZM69 57V56H68ZM71 57V56H70ZM84 57H86V56H84ZM83 57V58H84ZM93 57H94V55H93ZM96 57V56H95ZM94 57V58H95ZM139 57H141V58H145V60L146 59H150L151 60V65H147V66H145L144 68H140V66H138L137 64V60L135 59V58H139ZM24 58V59H23ZM75 58V57H74ZM92 58V57H91ZM97 58V57H96ZM95 58V59H96ZM198 58V57H197ZM71 60H74V59H72V57L70 58ZM85 60H86V58H84ZM94 59V60H95ZM187 59H189V58H187ZM194 59H190V60H194ZM59 60V59H58ZM93 60V61H94ZM138 60H140V58L138 59ZM144 60V59H143ZM8 61V60H7ZM23 61V62H24ZM37 61H39V60H37ZM36 61V62H37ZM49 61V60H48ZM66 61V60H65ZM75 61V60H74ZM74 61H71L72 63H74ZM79 61V60H78ZM96 62H97V60H95ZM146 61H149V60H146ZM166 61H167V63L169 62L170 63V68H169V71H170V75H168L167 74V71H166ZM184 61V60H183ZM197 60H194V62H196ZM199 61V60H198ZM197 61V62H198ZM50 62H51V60H50ZM55 62H56V60H55ZM70 62V63H71ZM165 62V63H164ZM193 62V63H194ZM25 63V62H24ZM28 63V62H27ZM54 63V62H53ZM62 63V62H61ZM67 63H69V61L67 62ZM72 63H71V65H72ZM84 63V62H83ZM137 63V64H136ZM140 63V62H139ZM168 63V64H169ZM181 63H182V61H181ZM7 64V65H6ZM38 64H40V61H39V63ZM57 64V63H56ZM88 63H86V65H87ZM128 64H131V66H129ZM143 64V63H142ZM183 64V63H182ZM2 65H0V66H2ZM24 65V64H23ZM27 65V64H26ZM77 65V64H76ZM127 65V68L125 69L124 68V66H126ZM172 65V66H171ZM36 66V65H35ZM58 66H59V62H58ZM60 66H62V65H60ZM63 66H66L65 64L63 65ZM70 66V65H69ZM67 67L68 68V70H69V68L70 67ZM102 68H101V67ZM178 66V65H177ZM183 66V65H182ZM3 67V68H4ZM4 68V69H6L7 70V68L9 67H7V68ZM39 67V66H38ZM66 67H64V68H66ZM72 67H73V65H72ZM71 67V68H72ZM83 67V66H82ZM109 67V68H108ZM22 68H23V66H22ZM42 68V67H41ZM62 68V67H61ZM63 68V69H64ZM81 68V67H80ZM101 68V69H100ZM2 69V68H1ZM0 69V70H1ZM26 69V68H25ZM108 71V73H107V71ZM35 70V69H34ZM40 70V69H39ZM39 70H36V72H35V77H36V79H38V80H40V75H41V78L43 77L42 75V71L39 73L38 71ZM101 70H104V72L105 73H107L108 75H105L104 73H103V71L101 72ZM4 71V70H3ZM10 69H8V71H5V72H9V73H11V72H13V71H11ZM27 71V70H26ZM25 71V72H26ZM15 72V73H16ZM24 72V73H25ZM45 72V71H44ZM65 72V71H64ZM67 72V71H66ZM2 73V72H1ZM14 73V72H13ZM49 73V72H48ZM47 73V74H48ZM50 73H52V72H50ZM86 73V74H85ZM88 73V74H87ZM4 74V72L2 73V75ZM12 74V73H11ZM23 74V73H22ZM45 74V73H44ZM186 74H187V72H186ZM9 75V74H8ZM46 75V74H45ZM67 75V74H66ZM105 75V76H104ZM21 76V75H20ZM19 76V77H20ZM23 76V75H22ZM21 76V78H23ZM47 76V75H46ZM56 76V75H55ZM68 76H69V74H68ZM3 77H7V76H3ZM9 77H11V75L9 76ZM13 77V76H12ZM11 77V78H12ZM18 77V76H17ZM33 77V76H32ZM71 77H72V75H71ZM94 77H96V79L94 78ZM115 77L117 78V79H115ZM14 78H16V77H14ZM14 78H13V80H14ZM45 78H48V76L47 77H45ZM51 78H53V77H51ZM89 78V77H88ZM24 79V78H23ZM49 79V78H48ZM71 79V78H70ZM87 79V78H86ZM171 79V80H170ZM21 80V79H20ZM55 80H58V79H54L53 78V80L51 79V83L52 82H54ZM9 81V80H8ZM15 81H18L19 82V80H15ZM45 81H47V80H45ZM50 81V80H49ZM60 81V80H59ZM58 81V82H59ZM84 81V80H83ZM31 82V81H30ZM48 82V81H47ZM58 82L56 81L55 82V84L57 83L58 84ZM169 82H172L173 84L171 85V86H169L168 85V83ZM17 83V82H16ZM21 83V82H20ZM20 83H17V84H20ZM32 83H36V82H32ZM60 83V82H59ZM2 84H4V83H2ZM1 84V85H2ZM53 84V83H52ZM56 84V85H57ZM86 84H88V83H86ZM176 85H178L177 83H175ZM241 84V85H242ZM33 85H35V84H33ZM42 85H44V84H42ZM47 85V84H46ZM55 85V86H56ZM60 85V84H59ZM61 85H63V84H61ZM69 85H70V87H71V89H74V91L75 92H79V89L77 88L79 85H71L70 83H69ZM130 85V86H129ZM137 85H136V87H137ZM17 86H19V85H17ZM24 86V85H23ZM127 86H129V87H127ZM180 86V85H179ZM178 86V87H179ZM238 86V85H237ZM2 87V86H1ZM5 87H7V85L5 86ZM15 87V86H14ZM20 87V86H19ZM37 87V86H36ZM49 88L48 87V85L47 86H45V88ZM62 87V86H61ZM69 87V88H70ZM126 87V88H125ZM233 87V86H232ZM239 87H241V86H239ZM22 88V87H21ZM53 88V86L51 87V89ZM57 89H59V86H57L56 87ZM55 88V89H56ZM138 88V87H137ZM264 89V87H261V89ZM13 89V88H12ZM16 89V88H15ZM24 89V88H23ZM22 89V90H23ZM34 89H36L35 87H34ZM33 89V90H34ZM50 89V88H49ZM54 89V88H53ZM61 89V88H60ZM59 89V90H60ZM130 89L132 90L133 88L132 87H130ZM141 89H143L142 87H141ZM147 89V90H148ZM229 90L231 89V91L233 90L232 88H228ZM19 90V89H18ZM21 90V91H22ZM59 90L57 91L58 93H59ZM61 90H63V89H61ZM60 90V92H62ZM134 90V89H133ZM148 90V91H149ZM151 90V91H152ZM156 90H157V88H156ZM171 90H173V89H171ZM176 90H178V89H176ZM175 90V91H176ZM179 90H180V87H179ZM182 90H184V89H182ZM237 90V89H236ZM254 90V91H255ZM13 91V90H12ZM15 91H17V90H15ZM38 91V90H37ZM102 91H104V93L102 92ZM127 91V90H126ZM151 91H149L150 93H151ZM202 91V92H203ZM213 91H211V93H217V92H213ZM228 91V90H227ZM237 91H239V89L237 90ZM3 92V91H2ZM7 92L8 91H6V93L5 94H7ZM33 92V91H32ZM39 92V91H38ZM45 92V91H44ZM48 92V91H47ZM54 92H55V90H54ZM154 92V91H153ZM153 92L151 93V94H153ZM173 92H174V90H173ZM204 92V93H205ZM219 92V93H220ZM233 92V91H232ZM236 92V91H235ZM242 92V91H241ZM241 92H240V94H241ZM253 92V91H252ZM264 92V91H263ZM50 93V92H49ZM63 93H65V92H63ZM62 93V94H63ZM82 93V94H83ZM175 93V92H174ZM177 93V92H176ZM179 93V95H180V92H178ZM186 93H188V92H186ZM208 93H210V91L208 92ZM210 93V94H211ZM218 93V94H219ZM225 93H226V91H225ZM239 93V92H238ZM247 93V92H246ZM255 93V92H254ZM259 93H261V92H259ZM4 94V93H3ZM9 94V93H8ZM16 94H18V93H16ZM26 94V93H25ZM33 94V93H32ZM37 94V93H36ZM36 94H35V96H36ZM50 94H52V91H51V93ZM50 94H48V95H50ZM55 94V93H54ZM53 94V95H54ZM67 94V93H66ZM84 94V95H85ZM115 94V95H116ZM122 94H124L123 92H122ZM121 94V95H122ZM183 94H185V92H183ZM217 94V95H218ZM223 94V93H222ZM227 94H228V92H227ZM227 94H224V98L226 97L225 95H227ZM239 94V95H240ZM243 94V93H242ZM252 94V93H251ZM10 95H12V94H10ZM10 95H7V96H3L2 94H0V98H3V103L2 104H5V106L6 105H10V104H12L11 102H13V97L12 96H10ZM18 95H20V93L18 94ZM41 94L39 93V96H40ZM43 95V94H42ZM112 95V96H113ZM216 95V94H215ZM214 95V96H215ZM236 95V94H235ZM238 95V94H237ZM257 95V94H256ZM261 94H258V96H260ZM17 96V95H16ZM44 96V95H43ZM43 96H40V97H43ZM47 96V95H46ZM56 96V95H55ZM66 96V95H65ZM155 96V97H154ZM211 96V95H210ZM220 96V95H219ZM243 96V95H242ZM262 96H263V93H262ZM47 97H49V96H47ZM63 97V96H62ZM179 97V96H178ZM218 97V96H217ZM229 97V96H228ZM23 98V97H22ZM28 98V97H27ZM39 98V97H38ZM44 98V97H43ZM51 98L53 99V97L51 96ZM51 98H50V100H51ZM60 98V97H59ZM100 98V97H99ZM102 98V97H101ZM115 98H117V96L115 97ZM194 98V97H193ZM210 98V97H209ZM213 98V97H212ZM214 98H216V97H214ZM213 98V99H214ZM223 98V99H224ZM258 98V97H257ZM264 98V97H263ZM20 99V98H19ZM58 99V98H57ZM63 99H64V97H63ZM106 99V98H105ZM212 99V100H213ZM217 99V98H216ZM218 99H221V98H219L218 97ZM229 99V98H228ZM249 99V98H248ZM258 99H260V97L258 98ZM18 100V99H17ZM26 100V99H25ZM28 100V99H27ZM54 100V99H53ZM52 100V101H53ZM56 100V99H55ZM93 100V99H92ZM155 100H157V101H155ZM193 100V99H192ZM227 100V99H226ZM230 100V99H229ZM232 100V99H231ZM254 100V99H253ZM256 100V99H255ZM20 101V100H19ZM22 101V100H21ZM64 101V102H63ZM185 101V102H186ZM246 101V100H245ZM258 101V100H257ZM259 101H261V99L259 100ZM30 102V101H29ZM54 102V101H53ZM52 102V103H53ZM56 103H57V100L55 101ZM62 103V110H63V113H65V115H67L68 117H70L71 118V120H69V121H65V122H63V124L61 125V123H62V121H61V123L60 122H58V121H56L55 119L56 118H54V116H53V114H56V113H53L52 114V112L51 111H44V110H42V109H40V108H38L37 106H36V102L34 103V101L32 102V100H31V102L29 103L30 105V107L34 110V111H37L39 114H40V117L39 118H41L44 122H45V124H47V126H48V133H50V134H55V135H57V136H59V135H65V133L64 132H62V130L61 129H63L62 127H64V128H66L65 130L67 131L68 130V132L69 131H71L72 133H76V135H77V138H78V142H76V143H78V146H77V148H75V150H74V157H75V159L74 160H76V158L78 159L77 161H79V158L80 159H82L81 161H82V163H81V165L79 164L78 166H81V167H79L78 168V170L79 169H89V170H95L96 172L95 173H98L97 171H100L99 173H100V175H103V176H107V178H108V176L110 175H113L112 177H114L115 175L117 176V177H115L114 179H118V178H120L119 179V181L122 179V181H128L129 182V184L131 183V187H132V189H135L136 188V190H137V187H136V184H138V181L136 180V175L138 174L135 170H133V171H131V168L133 169V167H135L136 165H138V168L139 169H141L139 166H141L142 167V170H144L143 171V176L144 177H146V176H149V170H148V168H147V166L146 167H144L142 164H140V163H137V159L135 160L134 159V155L135 154H132V153H128L129 155H127V167L128 168H124V169H122L121 167H118L117 165H115V164H113V160H114V158H116L115 156H116V152H113L112 150H110L109 148H110V146L109 145H106L105 144V142H103L102 140H100V139H98V137H97V135L91 130V124H89V122L91 123V121L89 120L91 117H93V116H95V114H94V112L93 111H96V110H94L96 107L98 108V105L96 104V103H90V102H88V101H86V99H83V98H81V97H79V96H77V97H66V99L65 100H62L61 101ZM171 102H173V104L171 103ZM214 102H216V101H214ZM224 102H226V101H224ZM244 102V101H243ZM242 102V103H243ZM250 102V101H249ZM256 102V101H255ZM15 103V102H14ZM44 103V102H43ZM51 102H48L47 100H46V104L47 105H49V106H51V105H53ZM101 103V102H100ZM169 103H171V104H169ZM193 103V102H192ZM205 103V102H204ZM203 103V104H204ZM229 103V102H228ZM240 103V102H239ZM238 103V104H239ZM245 103V102H244ZM21 104V103H20ZM102 104V103H101ZM220 104V103H219ZM232 104V103H231ZM246 104V103H245ZM262 104V103H261ZM260 104V105H261ZM8 105V106H9ZM13 105V104H12ZM38 105V104H37ZM46 105V106H47ZM59 105H60V103H59ZM183 105V106H182ZM196 105V106H195ZM199 105V106H200ZM220 105H222V104H220ZM225 105V104H224ZM229 105V104H228ZM241 105V104H240ZM252 105V104H251ZM258 105V104H257ZM4 106V105H3ZM5 106H4V108H5ZM17 106H18V104H17ZM16 106V107H17ZM22 106H24V105H22ZM40 106V105H39ZM55 106H57L58 107V105H55ZM230 106V105H229ZM234 106H235V104H234ZM237 106V105H236ZM248 106H250V105H248ZM254 106V105H253ZM256 106V105H255ZM254 106V107H255ZM11 107V106H10ZM15 107V108H16ZM25 107V106H24ZM202 107V106H201ZM233 107V106H232ZM243 107V106H242ZM256 107H258V106H256ZM264 107V106H263ZM3 108V109H4ZM12 108V107H11ZM14 107L12 108L13 110V113H15V109ZM18 108V107H17ZM30 108V109H31ZM61 108V107H60ZM216 108H218V106H217V104L216 103H210V105H209V110H216ZM2 109V110H3ZM9 109V108H8ZM7 109V110H8ZM113 109V108H112ZM114 109H116L117 110V113H119V114H123V112L122 111H124V109H120V108H114ZM204 109V108H203ZM237 109V108H236ZM1 110V109H0ZM1 110V111H2ZM61 110V109H60ZM202 110V109H201ZM206 110V109H205ZM224 110H226V109H224ZM238 110V109H237ZM253 110V109H252ZM264 110V109H263ZM262 110V111H263ZM3 111H6V110H3ZM2 111V113L4 114L5 112H3ZM11 111V110H10ZM10 111H7V112H9L10 113ZM12 111H11V114H13L12 113ZM17 111V110H16ZM89 111H91V113L89 112ZM101 111H103L105 114H106V112H109L108 110H105V109H101L100 108V113H101ZM198 111V110H197ZM221 112H222V110H220ZM226 111H228V109L226 110ZM98 112V111H97ZM122 112V113H121ZM211 112H213V111H211ZM217 112V111H216ZM215 112V113H216ZM37 113V114H38ZM96 113V112H95ZM99 113V114H100ZM115 113V112H114ZM131 113H135L134 111H132ZM204 113V112H203ZM201 114V113H198V114H200L199 116L198 115H195V116H198V119H200L199 120V122L200 123H207L206 122V120H208V115H206L205 113L204 114ZM223 113H225V111L223 112ZM222 113V114H223ZM233 113V112H232ZM231 113V114H232ZM249 113V112H248ZM258 113V112H257ZM2 114V115H3ZM8 114V113H7ZM7 114H4V117H6V118H8L7 116H9V115H7ZM20 114V113H19ZM22 114V113H21ZM27 114H29V113H27ZM39 114L37 115V116H39ZM86 114L88 115V117H87V119H85L84 121H81L80 123L78 122H75L74 120L76 119V121L77 120H80V116H86ZM96 114H98V113H96ZM108 114V113H107ZM118 114V115H119ZM126 114V113H125ZM210 114H213V113H210ZM209 114V115H210ZM218 114H219V111H218ZM221 114V115H222ZM230 114V113H229ZM228 114V115H229ZM259 114V113H258ZM261 114V113H260ZM260 114H259V116H260ZM72 115V116H71ZM110 115V114H109ZM116 115V114H115ZM136 115V114H135ZM184 116V117H182V118H179L180 116ZM192 115V116H193ZM220 114H219V117L221 116ZM224 115H226V114H224ZM223 115V116H224ZM242 115V114H241ZM239 113L238 114H234L233 113V115H229L230 116V119L232 120V121H238V120H240L239 118L240 117H243V118H245L243 115L241 116ZM248 115V114H247ZM1 116V115H0ZM18 116V115H17ZM27 116V115H26ZM101 116V115H100ZM106 116H108V115H106ZM111 116V115H110ZM178 116V117H177ZM189 116V115H188ZM223 116H221V117H223ZM229 116H225V118L226 117H229ZM249 116V115H248ZM247 116V117H248ZM254 116V115H253ZM257 116V115H256ZM57 117H58V115H57ZM99 117V116H98ZM103 117H105V116H103ZM102 117V118H103ZM112 117V116H111ZM216 117H217V115H216ZM215 117V119H217ZM250 117H251V115H250ZM263 117V116H262ZM22 118V117H21ZM33 118V117H32ZM32 118H30V119H32ZM101 117H99V119H100ZM101 118V119H102ZM115 118V119H114ZM113 118V120H115V122H118V123H122V121L124 120V119H126V118H121V115L120 116H115ZM138 119V121L137 122H139L140 124H142L144 121V117H142L141 115H138V117H137ZM196 118V117H195ZM213 118V117H212ZM224 117H223V119H225ZM254 118H255V116H254ZM260 118V117H259ZM258 118V119H259ZM9 119V118H8ZM8 119H7V121H8ZM18 119V118H17ZM35 119V118H34ZM98 119V120H99ZM100 119V120H101ZM103 119H106V117L105 118H103ZM219 119L220 118H218L217 120L219 121ZM222 119V120H223ZM238 119V120H237ZM21 120V119H20ZM23 120V119H22ZM36 120V119H35ZM89 120V121H88ZM107 120V119H106ZM110 120V119H109ZM128 120V119H127ZM133 120V119H132ZM186 120H188L189 121V119H187L186 118ZM221 120V119H220ZM221 120V121H222ZM226 120V119H225ZM250 120V119H249ZM253 120V119H252ZM257 120V119H256ZM260 121H261V119H259ZM262 120L264 121V118H262ZM10 121V120H9ZM12 121V120H11ZM10 121V122H11ZM18 121V120H17ZM32 121H33V119H32ZM37 121H38V119H37ZM108 121V120H107ZM106 121V122H107ZM194 121V120H193ZM14 122V121H13ZM105 122V124L106 125H108L109 123H110V121L108 122V123H106ZM115 122H114V124H115ZM125 122H126V125H127V122L128 121H124V124H125ZM180 122V123H179ZM19 123H20V121H19ZM22 123V122H21ZM98 123H101L100 121L98 122ZM104 123V122H103ZM139 123H137V125L139 124ZM176 123H177V125H176ZM198 123V122H197ZM242 123V122H241ZM244 123V122H243ZM262 123V122H261ZM14 124V123H13ZM105 124H103L102 126L104 127V128H106V127H108V126H106L105 127ZM111 125H113L114 126V124H112V121H111V123H110ZM123 124V123H122ZM121 124V125H122ZM129 124V123H128ZM150 124V123H149ZM187 124V123H186ZM212 124H214V123H212ZM8 125V124H7ZM9 125H11V124H9ZM21 125H23V123L21 124ZM90 125V126H89ZM101 125V124H100ZM99 125V126H100ZM110 125V126H111ZM145 125V124H144ZM211 124H209V126H210ZM214 125H216L217 126V124H214ZM257 125H259V124H257ZM0 126H2V125H0ZM25 126V125H24ZM101 126V128H103ZM113 126H111V127H113ZM118 126V125H117ZM135 126V125H134ZM186 126V125H185ZM212 126V125H211ZM216 126H212V127H216ZM222 126V125H221ZM30 127V126H29ZM93 127V126H92ZM119 127H120V125H119ZM206 127H208V126H206ZM211 127V128H212ZM256 127V126H255ZM3 128V127H2ZM13 128V127H12ZM18 128V127H17ZM43 128V127H42ZM45 128H46V126H45ZM114 128V127H113ZM121 128V127H120ZM131 128V127H130ZM147 128V129H148ZM205 128V127H204ZM210 128V127H209ZM236 129H238V130H236L235 132L236 133H242L243 131V129H241V127H238V126H236L235 127ZM235 128H233L234 130H235ZM252 128V127H251ZM5 129V128H4ZM40 129H41V127H40ZM109 129H111V128H109ZM117 128L115 127V130H116ZM135 129V128H134ZM144 129H146V128H144ZM147 129L146 130H144L143 132H145V131H147ZM202 129H203V127H202ZM213 129V128H212ZM226 129V128H225ZM248 129V128H247ZM253 129H256V128H253ZM3 130V129H2ZM1 130V131H2ZM20 130V129H19ZM103 130V129H102ZM105 130V129H104ZM107 130V129H106ZM114 130V129H113ZM126 130L127 129H125V132H126ZM129 130V129H128ZM128 130H127V132H128ZM133 130V129H132ZM205 130H206V128H205ZM232 130V129H231ZM234 130H233V132H234ZM13 131V130H12ZM21 131V130H20ZM19 131V133H21ZM28 131V130H27ZM30 131V130H29ZM95 131V130H94ZM97 131V130H96ZM95 131V132H96ZM149 131V130H148ZM191 131H190V133H191ZM196 131V130H195ZM199 131H202V130H200L199 129ZM216 131V130H215ZM246 131V130H245ZM255 131H257V130H255ZM254 131V132H255ZM263 131V130H262ZM7 132V131H6ZM70 132V133H71ZM114 132H116V131H112V130H109V132H107L106 131V133H108V135L106 136L107 138H108V136H109V133H110V138H116V134H118L117 132H116V134L114 135ZM124 132V133H125ZM131 132V131H130ZM130 132H129V134H130ZM141 132H142V130H141ZM150 132L151 131H149V132H147V133H149L150 134ZM230 133H231V131H229ZM228 132V133H229ZM234 132V133H235ZM250 132H252L253 133V130L251 131L250 130ZM26 133H28V132H26ZM31 133V132H30ZM29 133V134H30ZM46 133V132H45ZM103 133V132H102ZM122 133V132H121ZM134 133V132H133ZM189 133V132H188ZM190 133L188 134V136H190ZM226 133V132H225ZM233 133V134H234ZM238 133V134H239ZM245 133V132H244ZM243 133V134H244ZM262 132H260V134H261ZM50 134H49V136H50ZM128 134V133H127ZM126 134V135H127ZM148 134V135H149ZM152 134V133H151ZM208 134V133H207ZM222 134V133H221ZM252 135V136H254V133L253 134H250V133H248V131H247V134H245V135ZM34 135V134H33ZM46 135L48 136V134L46 133ZM71 135V134H70ZM73 135V134H72ZM75 135V136H76ZM99 136H100V134H98ZM132 135V134H131ZM136 135V134H135ZM138 135V134H137ZM143 135V134H142ZM144 135H145V133H144ZM199 135V134H198ZM206 135V134H205ZM216 135H218V133L216 134ZM237 135V134H236ZM235 135V136H236ZM239 135H242V134H239ZM255 135H257L256 134V132H255ZM263 135V134H262ZM31 136V135H30ZM44 136V135H43ZM47 136H45L46 138H47ZM48 136V137H49ZM118 136V135H117ZM121 136H123V135H121ZM129 136V135H128ZM146 136V135H145ZM168 136V137H167ZM192 136V135H191ZM194 136V135H193ZM192 136V137H193ZM207 136V135H206ZM227 136V135H226ZM225 136V137H226ZM244 136V135H243ZM35 137V136H34ZM54 137V136H53ZM53 137H51V138H53ZM59 137H63V136H59ZM59 137H56L55 136V139L57 138H59ZM74 137V136H73ZM72 137V138H73ZM119 137H120V135H119ZM124 138H125V136H123ZM127 137V136H126ZM131 137V136H130ZM151 137V136H150ZM153 137V136H152ZM198 137V136H197ZM201 137V136H200ZM217 137V136H216ZM219 137V136H218ZM239 137H241V136H239ZM246 137V136H245ZM245 137H243V138H245ZM247 137H249V136H247ZM260 137V136H259ZM29 138V137H28ZM39 138V137H38ZM51 138H49V140L51 139ZM67 138V137H66ZM76 138V139H77ZM101 138V137H100ZM131 138H133V137H131ZM140 137H138V139H139ZM154 138H156V139H158L159 137H155L154 136ZM153 138V139H154ZM160 138H162V139H164L163 138V136L162 137H160ZM173 138V137H172ZM178 138V137H177ZM183 138V137H182ZM184 138H186V137H184ZM203 138V137H202ZM206 138V137H205ZM208 138H211V137H208ZM252 138H254V137H252ZM1 139H3V138H1ZM0 139V140H1ZM54 139V138H53ZM56 139V140H57ZM105 139V138H104ZM119 139V138H118ZM126 139V138H125ZM128 139V138H127ZM134 139V138H133ZM161 139V140H162ZM188 139H189V137H188ZM191 139V138H190ZM195 139V138H194ZM230 139V138H229ZM228 139V140H229ZM246 139V138H245ZM255 139H257V138H255ZM254 139V140H255ZM31 140V139H30ZM44 140V139H43ZM52 140V139H51ZM60 140H62V139H60ZM68 140V139H67ZM106 140V139H105ZM115 140V139H114ZM117 140V139H116ZM124 140V139H123ZM130 140V139H129ZM137 140V139H136ZM141 140H142V138H141ZM141 140H139V141H141ZM151 140H152V138H151ZM150 140V141H151ZM167 140H165V141H167ZM204 140H207V139H204ZM213 140V139H212ZM223 140V139H222ZM225 140H227V139H225ZM233 140V139H232ZM240 140V139H239ZM238 139L236 140V141H239ZM258 140V139H257ZM2 141V140H1ZM5 141V140H4ZM7 141V140H6ZM58 141V140H57ZM63 141V140H62ZM64 141H65V138H64ZM63 141V142H64ZM126 141V140H125ZM138 141V140H137ZM154 141H155V139H154ZM158 141V140H157ZM156 141V142H157ZM169 141H171L170 140V137H169ZM169 141H167V142H169ZM176 141H178V143H177V146H178V144H179V147H184V145H185V147H186V144L188 145V143H189V141L187 142V141H184L183 139L182 140H176ZM208 141V140H207ZM216 141H218V139H216ZM230 141V140H229ZM56 142V141H55ZM62 142V143H63ZM66 142V141H65ZM65 142L63 143L64 145H65ZM70 142L71 141H69V144H70ZM117 143L118 142H121V139L118 141H116ZM127 142V141H126ZM132 142V141H131ZM142 142H144V140L142 141ZM146 142V141H145ZM159 142V141H158ZM161 142V141H160ZM166 142V144H165V142H163L165 145H166V147H169L170 145H168V143ZM203 142V141H202ZM212 142V141H211ZM210 142V143H211ZM219 142V141H218ZM220 142H221V140H220ZM219 142V143H220ZM242 142H244V141H242ZM248 142H250V141H248ZM2 143H3V141H2ZM5 143V142H4ZM7 144L6 145H8V146H11L13 149H14V151L16 150L15 149V144L13 143V142H11V140L10 141H7L6 142ZM43 143V142H42ZM57 143V142H56ZM59 144L61 143L60 141L58 142ZM74 144H75V140H74V142H73ZM106 143H107V141H106ZM129 143V142H128ZM148 143H150L149 141H148ZM152 143H153V141H152ZM163 143L161 142L160 144H162L163 145ZM190 143H192V142H190ZM223 143H224V141H223ZM226 143V142H225ZM228 144H229V142H227ZM232 143H233V141H232ZM260 143V142H259ZM45 144V143H44ZM52 143H50V145H51ZM55 143H53L52 144V146H49V147H52L53 148V145H54ZM63 144H60V145H63ZM109 144V143H108ZM120 144H123V143H120ZM119 144V145H120ZM131 144V143H130ZM136 144V143H135ZM140 144V143H139ZM145 143H141V145H140V147L142 146V148H143V145H144ZM157 144V143H156ZM202 144V147H204L203 146V144L204 143H200V145ZM212 144V143H211ZM227 144V145H228ZM234 144V143H233ZM233 144H231V145H233ZM5 145V144H4ZM57 144H55V146H56ZM63 145V146H64ZM85 145H88V146H86L87 147V149H85L86 147H85ZM115 145V144H114ZM117 145V144H116ZM161 145V146H162ZM181 145V146H180ZM194 145H196V144H194ZM193 145V146H194ZM206 145V144H205ZM213 145V144H212ZM223 145V144H222ZM1 146H2V144H1ZM39 146V145H38ZM55 146H54V150H56L55 149ZM63 146H61V148L60 149H62V147ZM76 146V145H75ZM109 146V147H108ZM128 146V145H127ZM135 146V145H134ZM137 146H139L138 145V143H137ZM136 146V147H137ZM153 146V145H152ZM161 146H160V148H161ZM199 146V145H198ZM209 143L207 144V147L209 148ZM216 146V145H215ZM219 146V145H218ZM235 146V145H234ZM233 146V147H234ZM245 146V145H244ZM48 147V146H47ZM48 147V148H49ZM60 147V146H59ZM65 148H68V147H66V146H64ZM63 147V148H64ZM73 147H74V145H73ZM116 147H118V146H116ZM120 147V146H119ZM129 147V146H128ZM136 147H134V148H136ZM139 147V148H140ZM146 147V146H145ZM156 147V146H155ZM163 147V146H162ZM165 147V148H166ZM173 147V146H172ZM188 147H190L189 145H188ZM200 147V146H199ZM201 147V148H202ZM213 147V146H212ZM211 147V148H212ZM222 146H220V148H221ZM225 147V146H224ZM235 147H237V146H235ZM242 147V146H241ZM248 148H249V146H247ZM260 147V146H259ZM262 147V146H261ZM2 148V147H1ZM11 148V149H12ZM57 148V147H56ZM121 148V147H120ZM131 148V147H130ZM133 148V147H132ZM139 148H137L139 151H142V150H140ZM170 149H171V147H169ZM195 148V147H194ZM206 148V147H205ZM218 147H216V149H217ZM219 148V149H220ZM223 148V147H222ZM10 149V150H11ZM50 149V148H49ZM59 149V151H61ZM69 149H71V148H69ZM118 149V148H117ZM162 149V148H161ZM168 149V148H167ZM167 150V153H168V151L170 152V151H172V150ZM181 149V148H180ZM185 149V148H184ZM207 149V148H206ZM241 149V148H240ZM243 149V148H242ZM251 149V148H250ZM252 149H254V148H252ZM51 150V149H50ZM130 150V149H129ZM132 150V149H131ZM144 150H146V149H144ZM150 150V149H149ZM165 150V152H166V149H164ZM164 150H162V151H164ZM199 150H200V148H199ZM18 151V150H17ZM20 151V150H19ZM24 151V150H23ZM48 151V150H47ZM52 151V150H51ZM50 151V152H51ZM58 151V150H57ZM58 151V152H59ZM62 151H66V150H62ZM61 151V153H62V156L64 155L63 154V152ZM154 151V150H153ZM156 151V150H155ZM158 151V150H157ZM183 151V150H182ZM181 151V152H182ZM190 151V150H189ZM202 151V150H201ZM205 151V150H204ZM213 151H214V149H213ZM217 151H219V150H217ZM220 151L221 152H223L221 149H220ZM219 151V152H220ZM236 151V150H235ZM246 151V150H245ZM256 151V150H255ZM263 151V150H262ZM0 152H1V149H0ZM16 152V151H15ZM54 152V151H53ZM57 152V154H59ZM67 152V151H66ZM72 152V151H71ZM135 152V151H134ZM143 152V151H142ZM207 152H209V151H207ZM215 152V151H214ZM219 152H215V154H216V156H217V159L218 158H221V160L222 161H225L228 165L230 164V165H232V168L234 167V165H237L236 163H239V162H235L234 160H236V159H234L232 156H230V154H227V153H225V151L223 152V153H219ZM240 152V151H239ZM251 152V151H250ZM250 152H248L247 153V151H246V154H249ZM260 152V151H259ZM19 153V152H18ZM46 153V152H45ZM52 153V152H51ZM50 153V154H51ZM56 152H54V154H55ZM61 153H60V155H61ZM69 153V152H68ZM67 153V154H68ZM73 153V152H72ZM141 153V152H140ZM144 153V152H143ZM158 153V152H157ZM163 153V152H162ZM175 153V152H174ZM179 153V152H178ZM186 153V152H185ZM192 153V152H191ZM190 152H189V154H191ZM195 153V152H194ZM194 153H192V155L194 154ZM199 153V152H198ZM203 153V152H202ZM205 153V152H204ZM212 155H214L215 156V154L214 153H212V151L210 152ZM210 153H209V155H210ZM241 153V152H240ZM243 153V152H242ZM263 153V152H262ZM0 154H2V152L0 153ZM70 154V153H69ZM139 154V153H138ZM145 154V153H144ZM147 154V153H146ZM156 154V153H155ZM169 154V153H168ZM186 154H188V153H186ZM188 154V155H189ZM237 154H239L238 153V151H237ZM251 154V153H250ZM249 154V155H250ZM253 155H254V152L252 153ZM251 154V157L253 156ZM264 154V153H263ZM11 155V154H10ZM15 155V154H14ZM173 155V154H172ZM175 155H177V154H175ZM187 155V156H188ZM192 155H191V157H192ZM202 155V154H201ZM232 155V154H231ZM243 155H244V153H243ZM255 155H256V153H255ZM259 155V154H258ZM261 155V154H260ZM1 156V155H0ZM8 156V155H7ZM12 156V155H11ZM18 156V155H17ZM27 156V155H26ZM50 155H49V153H48V157H49ZM53 155H51L50 157H52ZM58 156V155H57ZM137 156V155H136ZM135 156V157H136ZM177 156H179V155H177ZM182 156V155H181ZM190 156V155H189ZM206 156V155H205ZM204 156V157H205ZM208 156V155H207ZM235 156V155H234ZM242 156V155H241ZM10 156H8V158H9ZM14 157V156H13ZM19 157V156H18ZM45 157V156H44ZM65 157V156H64ZM67 157H68V155H67ZM71 157V156H70ZM73 157V158H74ZM140 157V156H139ZM158 157V156H157ZM167 157V156H166ZM173 157H175V156H173ZM186 157V156H185ZM197 157H199V155H197ZM202 157V156H201ZM201 157H199L200 159H201ZM236 157V156H235ZM244 157V156H243ZM247 157H248V155H247ZM256 157H258V156H256ZM262 157H263V155H262ZM16 158V157H15ZM15 158H13L14 159V161H15ZM53 158V157H52ZM63 158V157H62ZM69 158V157H68ZM73 158H71V160L73 159ZM162 158H164V157H162ZM194 158H196V156L194 157L193 156V159ZM206 158H208V157H206ZM261 157H259V159H260ZM17 159V158H16ZM22 159H24V158H22ZM46 159H47V157H46ZM58 159H60V158H58ZM145 159V158H144ZM143 159V160H144ZM171 159V158H170ZM181 159V158H180ZM189 159V158H188ZM200 159H199V161H200ZM204 159V158H203ZM213 159V158H212ZM212 159H210V160H212ZM214 159H215V157H214ZM242 159V158H241ZM246 159V158H245ZM249 159V158H248ZM253 159H254V157H253ZM258 159V160H259ZM262 159V158H261ZM260 159V160H261ZM6 160V159H5ZM51 160V159H50ZM61 160V159H60ZM59 160V161H60ZM68 160H70V159H68ZM126 160V159H125ZM131 160H132V162H131ZM153 160H154V158H153ZM166 160V159H165ZM179 160V159H178ZM182 160V159H181ZM205 160L206 159H204L203 161L205 162ZM218 160H220V159H218ZM252 160V159H251ZM1 161V160H0ZM14 161H13V163H14ZM18 161V160H17ZM17 161H15V163L17 162ZM34 161V160H33ZM58 161V162H59ZM73 161V160H72ZM136 161V162H135ZM146 161V160H145ZM195 161V160H194ZM196 161H198V158L196 159ZM207 161V160H206ZM222 161H220V162H222ZM236 161H238V160H236ZM240 161H242V160H240ZM244 161V160H243ZM242 161V162H243ZM253 161V160H252ZM255 161V160H254ZM3 162V161H2ZM5 162H7V161H5ZM26 162V161H25ZM36 162V161H35ZM64 162V161H63ZM73 162H75V161H73ZM80 162V161H79ZM141 162V161H140ZM162 162V161H161ZM172 162V161H171ZM170 162V163H171ZM174 162V161H173ZM210 163H211V161H209ZM219 162V161H218ZM218 162H216L215 161V163H218ZM225 162H223L224 163V165L226 164ZM247 162V161H246ZM262 162V164H261V166L263 165V167H264V159H262V161H260V163ZM12 163V162H11ZM14 163V164H15ZM20 163V162H19ZM28 163V162H27ZM33 163V162H32ZM66 163H68V162H66ZM72 163V162H71ZM137 163V164H136ZM153 163H157V161L155 162H153ZM181 163V162H180ZM183 163V162H182ZM186 163V162H185ZM184 163V164H185ZM203 163V162H202ZM207 163V162H206ZM215 163H212V164H215ZM259 163V164H260ZM4 164V163H3ZM74 164V163H73ZM146 164V163H145ZM158 164H159V162H158ZM157 164V165H158ZM189 164V163H188ZM187 164V165H188ZM201 164V163H200ZM204 164V163H203ZM245 164V163H244ZM253 164H257L258 165V163H254L253 162ZM18 165V164H17ZM16 165V166H17ZM51 165V164H50ZM69 165V164H68ZM76 165V164H75ZM75 165H73L74 166V168L75 167H77V166H75ZM135 165V166H134ZM176 165V164H175ZM177 165H179V164H177ZM176 165V167L178 168V166ZM186 165V166H187ZM189 165H191V163L189 164ZM188 165V166H189ZM206 165H208V164H206ZM250 165V164H249ZM11 166H13V164H11V165H9V167L11 168ZM15 166V165H14ZM13 166V167H14ZM19 166V165H18ZM25 166V165H24ZM34 166V165H33ZM64 166H66V165H64ZM64 166H63V168H64ZM150 166V165H149ZM152 166V165H151ZM165 166V165H164ZM169 166V165H168ZM185 165H184V167L183 168H185V169H189V168H187ZM203 166V165H202ZM213 166H215V165H213ZM219 166H222V165H220V163H219ZM241 166V165H240ZM259 166V165H258ZM257 166V167H258ZM260 166V167H261ZM7 167H8V165L6 166V168H4L3 169V166H1L0 165V178H2V179H4V177H1V175H3L2 173H4V171H5V169H7ZM26 167V166H25ZM29 167V166H28ZM56 167V166H55ZM62 167V166H61ZM70 167V166H69ZM166 167H167V165H166ZM165 167V168H166ZM182 167V166H181ZM180 167V168H181ZM206 167V166H205ZM223 167H225V168H227L226 166H223ZM236 167V166H235ZM238 167V166H237ZM251 167H253V166H251ZM257 167H256V171L258 170L257 169ZM260 167H258V168H260ZM10 168H8V169H10ZM16 168V167H15ZM38 168V167H37ZM59 168V167H58ZM154 168V167H153ZM158 168V167H157ZM163 168V167H162ZM172 168V167H171ZM175 168V167H174ZM209 168V167H208ZM217 168V167H216ZM262 168V167H261ZM260 168V170H261V172H262V169ZM13 168H11L10 169V171L12 170ZM23 169H24V167H23ZM27 169V168H26ZM29 169V168H28ZM47 169V168H46ZM136 169V168H135ZM151 169H152V167H151ZM160 169V168H159ZM170 169V168H169ZM185 169L184 170H182V172H184L185 171ZM196 169V168H195ZM201 169V168H200ZM203 169H205V168H203ZM202 169V170H203ZM211 169V168H210ZM224 169V168H223ZM238 169H239V167H238ZM237 169V170H238ZM241 169H243V168H241ZM241 169H239V171H236L235 173H240L241 174V172L240 171H243L244 172V169L243 170H241ZM68 170V169H67ZM73 170V169H72ZM75 170V169H74ZM176 170V169H175ZM193 170V169H192ZM230 170V169H229ZM245 170H248V169H245ZM263 170H264V168H263ZM19 171V170H18ZM48 171H49V169H48ZM59 171V170H58ZM61 171V170H60ZM59 171V172H60ZM64 171V170H63ZM77 171V170H76ZM83 171V170H82ZM151 171V170H150ZM153 171V170H152ZM171 171H172V169H171ZM189 171V170H188ZM204 171V170H203ZM205 171H206V169H205ZM212 171V170H211ZM210 171V172H211ZM216 171V170H215ZM227 171V170H226ZM233 171V170H232ZM231 171V173H233ZM16 171H14V173H15ZM22 172V171H21ZM20 172V173H21ZM31 173H33L32 171H30ZM39 172V171H38ZM80 172V171H79ZM88 172H91V171H88ZM94 172V171H93ZM154 172V171H153ZM156 172V171H155ZM155 172H154V174H155ZM160 172V171H159ZM179 172V171H178ZM181 172V173H182ZM186 172V171H185ZM189 172H191V171H189ZM196 172H197V170H196ZM213 172V171H212ZM219 172V171H218ZM228 172V171H227ZM245 172H247V171H245ZM244 172V173H245ZM13 173V172H12ZM22 173H25V171L24 172H22ZM70 173V172H69ZM68 172H67V174H69ZM83 173V172H82ZM92 173V172H91ZM95 173H93V174H95ZM98 173V174H99ZM187 173V172H186ZM185 173V174H186ZM220 173V182H221V180L222 179H224L223 177H225V176H223L222 177V179H221V172H219ZM223 173V172H222ZM235 173H233L232 175H234ZM243 173V174H244ZM9 174V173H8ZM7 174V175H8ZM29 174V171H28V173H26V175H28ZM46 174V173H45ZM49 174V173H48ZM97 174V175H98ZM173 174V173H172ZM180 174V173H179ZM183 174V173H182ZM184 174V175H185ZM193 174H195V173H193ZM198 175H199V173H197ZM216 174V173H215ZM214 174V176H217L218 174H216L215 175ZM224 174V173H223ZM240 174L239 175H237V174H235V175H237L238 177L240 176ZM242 174V175H243ZM249 175V173H246L245 175ZM252 174V173H251ZM259 174V173H258ZM5 175V174H4ZM7 175H5V176H7ZM12 175V174H11ZM14 175V174H13ZM22 175V174H21ZM30 175V174H29ZM28 175V176H29ZM33 175V174H32ZM65 175V174H64ZM88 175V174H87ZM96 175V174H95ZM158 175V174H157ZM160 175V174H159ZM173 175H175V174H173ZM183 175V176H184ZM212 175H213V173H212ZM9 176V175H8ZM34 176V175H33ZM32 176V177H33ZM43 176H45V175H43ZM47 176V175H46ZM45 176V177H46ZM67 176V175H66ZM71 176V175H70ZM75 176V175H74ZM79 176V175H78ZM99 176V175H98ZM98 177L99 179H102V178H104V177ZM109 176V177H110ZM180 176H182V175H180ZM191 176V175H190ZM200 176V175H199ZM210 176V175H209ZM213 176V177H214ZM253 176V175H252ZM263 176V175H262ZM10 177V176H9ZM48 177V176H47ZM82 177V176H81ZM97 177V176H96ZM164 177H166V175L164 176ZM168 177H171V176H168ZM212 177V178H213ZM233 177H235V176H233ZM238 177L236 178V179H238ZM12 178V177H11ZM10 178V179H11ZM29 178V177H28ZM41 178V177H40ZM89 178H90V176H89ZM89 178H86V179H89ZM154 178V177H153ZM167 178V177H166ZM190 178H192V177H189V174L188 175H185V177H183V179L187 182V180H190ZM196 178V177H195ZM204 178V177H203ZM215 178H217V177H215ZM226 178H228V177H225V180H226ZM241 179L243 178V176H241L240 177ZM261 178H264V177H261ZM44 179H47V178H44ZM49 179V178H48ZM47 179V180H48ZM70 179V178H69ZM78 179V178H77ZM85 179V178H84ZM106 179V178H105ZM155 179V178H154ZM158 179H161V178H159L158 177ZM174 179V178H173ZM182 179V180H183ZM214 179V178H213ZM229 179H230V176H229ZM229 179H228V181H229ZM244 179V178H243ZM249 180H250V176H249V178H248ZM248 179H245L244 181H246L247 183H248ZM1 180V179H0ZM4 180H6V179H4ZM9 180V179H8ZM13 179H11V181H12ZM26 180H28L27 179V176L26 177H22V179H21V184H19V187L17 186V185H15V186H17V189H16V187L15 186H13L14 188L10 191V194H9V197H8V212L7 213H9V215H8V220H9V227L7 228V230L5 231V233H9V231H11L12 230V228H13V222H14V213H15V211H17V210H20V206H21V203H22V201H21V198L17 195V193H16V191H20V192H22L20 189L22 188V190L24 189V188H26V183H27V186H28V182L30 181H27L26 182ZM47 180H46V182H43L44 184L45 183H47ZM50 180V179H49ZM98 180V179H97ZM111 180V179H110ZM130 180V181H129ZM165 180V179H164ZM193 180V179H192ZM205 180V179H204ZM218 180H219V177H218V179H217V182H218ZM225 180H224V182H225ZM233 180V179H232ZM232 180H231V182H232ZM252 180V179H251ZM255 180V179H254ZM258 180V179H257ZM14 181V180H13ZM81 181V180H80ZM105 181V180H104ZM113 181V180H112ZM158 181V180H157ZM167 181V180H166ZM170 181L171 180H169V182H168V184L167 185H169L170 184ZM194 181H196V179L195 180H193V181H190V182H193V184L194 183H197V181L196 182H194ZM259 181V180H258ZM5 182V181H4ZM9 182V181H8ZM7 182V183H8ZM15 182V181H14ZM20 182V181H19ZM33 182V181H32ZM40 182V181H39ZM51 182H52V180H51ZM56 182V181H55ZM74 182V181H73ZM87 182H89V181H87ZM99 182V181H98ZM107 182V181H106ZM110 182V181H109ZM116 182H118V181H116ZM159 182V181H158ZM185 182V183H186ZM199 182V181H198ZM201 183H202V187L204 188L205 186H203V183H204V185H206L205 184V182L203 181H200ZM223 182V180H222V183L221 184H224L225 185V187H229V185H231V184H229L228 182V186L226 185V183H224ZM253 182V181H252ZM252 182H250V184L252 183ZM0 183H3V181L1 182L0 181ZM38 183V182H37ZM49 183V182H48ZM82 183H83V181H82ZM90 183H92V182H90ZM119 183V182H118ZM122 184H123V182H121ZM127 183V182H126ZM125 183V184H126ZM140 183V182H139ZM184 183V182H183ZM189 182H187V184H188ZM207 183H209V182H207ZM236 183V182H235ZM254 183V182H253ZM251 184L253 187H255L254 186V184ZM256 183V182H255ZM258 183V182H257ZM15 184V183H14ZM53 184V183H52ZM57 184V183H56ZM89 184V183H88ZM104 184V183H103ZM124 184V185H125ZM158 184V183H157ZM193 184H190L189 183V185H193ZM220 184V183H219ZM260 184V183H259ZM258 184V185H259ZM30 185V184H29ZM40 185V184H39ZM54 185V184H53ZM101 185H102V183H101ZM111 185V184H110ZM153 185H155L156 186V183L154 182V184H152V188H153ZM172 185V184H171ZM175 185V184H174ZM173 185V186H174ZM184 185V184H183ZM223 185V186H224ZM243 185V184H242ZM246 185V184H245ZM256 185V184H255ZM261 185V184H260ZM10 186H11V184H10ZM55 186V185H54ZM54 186L52 187V189L54 188ZM83 186V185H82ZM93 186H94V184H93ZM99 186V185H98ZM105 186V185H104ZM112 186V185H111ZM119 186H121V184H119ZM118 186V187H119ZM123 186V185H122ZM127 186V185H126ZM128 186H130V185H128ZM154 186V187H155ZM159 186H160V184H159ZM172 186V187H173ZM191 186H189V187H191ZM194 186H195V189H196V191H197V193L198 194H196V196L197 195H199V197H201L202 199L205 197V199H206V192L207 193H209V191H210V189L209 188H207L208 187V184L206 185L207 187V191L205 192V188L203 189V188H201L200 187V185L198 186V184H194ZM193 186V187H194ZM222 186V187H223ZM248 186V185H247ZM250 186V185H249ZM257 186V185H256ZM1 187H3V186H1ZM9 187V186H8ZM56 187V186H55ZM74 187H75V185H74ZM79 187V186H78ZM88 187V186H87ZM95 187H96V185H95ZM102 187V186H101ZM107 187H109L108 185H107ZM124 188L123 189H125V186H123ZM139 187V186H138ZM158 187V186H157ZM156 187V188H157ZM171 187V189H173ZM176 187H178L177 185H176ZM176 187H174V190H175V188ZM189 187L187 188V189H189ZM193 187L191 188V189H193ZM215 187V186H214ZM237 187V186H236ZM253 187H250V188H252L251 190H253V193L256 191V189H257V187L256 188H253ZM259 187V186H258ZM20 188V189H19ZM31 188V187H30ZM39 187H37L36 189V196H39V194H40V192L38 191L39 189H38ZM94 188V187H93ZM103 188H105V187H103ZM121 189H122V187H120ZM129 188V187H128ZM127 188V189H128ZM152 188L150 189V188H148L149 190H152ZM166 188H168V187H166ZM180 188V187H179ZM183 188H185V186L183 187ZM216 188V187H215ZM230 188H232V186H230ZM234 188V187H233ZM244 188V187H243ZM249 188V187H248ZM10 189V188H9ZM51 189V185H50V183H49V185H45V192H46V195L48 194V191ZM51 189V193H52V190ZM57 189V188H56ZM55 189V190H56ZM108 189V188H107ZM114 189V188H113ZM120 189V190H121ZM130 189V188H129ZM140 189V188H139ZM155 189V188H154ZM178 189V188H177ZM208 189H209V191H208ZM211 189H212V187H211ZM220 189L221 188H219V191H220ZM229 189V188H228ZM239 189V188H238ZM254 189H255V191H254ZM260 189V188H259ZM1 190V189H0ZM3 190V189H2ZM1 190V191H2ZM68 190V189H67ZM91 190V189H90ZM93 190V189H92ZM91 190V191H92ZM103 190V189H102ZM106 190V189H105ZM168 190H170V189H168ZM222 190V189H221ZM224 190V189H223ZM223 190H222V195H224L223 193ZM90 191V192H91ZM97 191H99V190H97ZM107 191V190H106ZM125 191V190H124ZM153 191V190H152ZM166 191H167V189H166ZM165 191V192H166ZM179 191H180V189H179ZM183 191V190H182ZM193 191V190H192ZM196 191H193V192H196ZM232 191V190H231ZM240 191V190H239ZM245 191H247V190H245ZM250 191V190H249ZM50 192V191H49ZM55 192V191H54ZM59 192V191H58ZM75 192V191H74ZM73 192V193H74ZM93 192V191H92ZM100 192H102L101 190L99 191V193ZM126 192L128 193L129 191H127L126 190ZM149 192H151V191H149ZM168 192V191H167ZM186 192V191H185ZM185 192H184V195H185ZM214 191H212V193H213ZM216 193H218V190L217 191H215ZM221 192V191H220ZM219 192V193H220ZM238 192V191H237ZM256 192H258V189H257V191ZM263 192V191H262ZM19 193V192H18ZM24 193V192H23ZM95 193V192H94ZM104 193H106V192H104ZM133 193H134V190H133ZM156 193V192H155ZM163 193V192H162ZM179 193V192H178ZM192 193V192H191ZM226 193V192H225ZM241 193V192H240ZM248 193V192H247ZM1 194H2V192H1ZM22 194V193H21ZM25 194V193H24ZM42 194V193H41ZM54 194H56V193H54ZM54 194L52 193V197H53V199H55L54 197ZM78 194V193H77ZM81 194V193H80ZM93 194V193H92ZM108 194V193H107ZM125 194V193H124ZM129 194V193H128ZM167 194V193H166ZM171 194H172V191H171ZM176 194H177V192H176ZM175 194V195H176ZM189 194V193H188ZM187 194V195H188ZM194 194V195H195ZM221 194V193H220ZM220 194H219V197H220ZM17 195V196H16ZM79 195V194H78ZM94 195V194H93ZM123 195V194H122ZM121 195V196H122ZM134 195V194H133ZM136 195V194H135ZM134 195V196H135ZM190 195V194H189ZM193 195V194H192ZM206 195V196H205ZM208 195H210V193L208 194ZM258 195V194H257ZM261 195V194H260ZM260 195H258V196H260ZM262 195H264V194H262ZM3 196V195H2ZM48 196V198H49V196L50 195H47ZM51 196H50V198H51ZM57 196V195H56ZM61 196V195H60ZM106 196V195H105ZM110 196V195H109ZM112 196V195H111ZM120 196V197H121ZM163 196H165V195H163ZM167 196V195H166ZM179 196V195H178ZM214 196V195H213ZM213 196L211 195V197L213 198ZM234 196H236V195H234ZM1 197V196H0ZM27 197V196H26ZM182 197V196H181ZM185 197H186V195H185ZM187 197H189V196H187ZM186 197V198H187ZM210 196H208L207 197V199H211V197L209 198ZM226 197V196H225ZM228 197V196H227ZM232 197V196H231ZM230 197V198H231ZM262 197V196H261ZM260 197V198H261ZM3 198V197H2ZM37 198H39V197H37ZM41 198V197H40ZM47 197H46V200L48 199ZM97 198V197H96ZM100 198H102V197H100ZM105 198H107V197H105ZM105 198H103V199H105ZM114 198V197H113ZM123 198V197H122ZM121 198V199H122ZM196 198V197H195ZM198 198V197H197ZM216 198H218V197H215V199ZM221 198V197H220ZM220 198H218L219 200H221ZM224 198V197H223ZM222 198V199H223ZM233 198V200H234V197H232ZM239 198V197H238ZM251 198V197H250ZM254 198V197H253ZM259 198V197H258ZM263 198V197H262ZM261 198V199H262ZM1 199V198H0ZM6 199V198H5ZM29 199V198H28ZM34 199V198H33ZM36 199V198H35ZM57 199V198H56ZM98 199V198H97ZM102 199V200H103ZM111 199V198H110ZM109 199V200H110ZM119 199V198H118ZM126 199H127V201L126 202H128L129 201V203L131 202V200L133 201L134 200V198H133V196H132V194L131 195H126ZM151 199H152V194H151ZM164 199V198H163ZM188 199V198H187ZM200 199V198H199ZM198 199V200H199ZM202 199H200V202H201V200ZM206 199V202H209L210 200H207ZM225 199V198H224ZM228 199V202H230V200H232V199H229V197L227 198ZM227 199H225L226 200V202L224 203V202H222L223 204H220V206L222 207V205H223V209H222V211L223 212H225L226 214L228 213V212H232V210H233V208H235V207H238V204H237V202L236 201H234V203H233V201H231L234 205H232V203L230 204V203H228L227 202ZM235 199H236V197H235ZM247 199V198H246ZM42 200V199H41ZM93 200V199H92ZM112 200H114V199H112ZM165 200V199H164ZM185 200V199H184ZM184 200H183V202H184ZM192 200V199H191ZM190 200V201H191ZM213 200V199H212ZM218 200V201H219ZM250 200V199H249ZM264 200V199H263ZM6 201V200H5ZM25 201V200H24ZM34 202H35V200H33ZM33 201H31L32 203H34ZM53 201L54 200H52L51 199V202L53 203ZM86 201V200H85ZM101 201V200H100ZM135 201V200H134ZM163 201V200H162ZM188 201V200H187ZM203 201H204V199H203ZM218 201H215L214 203H218ZM241 201V200H240ZM251 201H253V199H251ZM255 201V200H254ZM37 202H39V201H37ZM35 203V204H33L34 205V219L32 218V220H34V222H35V226L36 225H38L39 224V221H41L42 222V220H41V218H42V215L43 214H41V211L39 210L40 209V204L39 203ZM50 202V201H49ZM72 202V201H71ZM75 202H76V200H75ZM87 202L88 201H86V203L85 204H87ZM94 202V201H93ZM118 202H120V201H118ZM125 202V201H124ZM159 202H160V200H159ZM166 202V201H165ZM164 202V203H165ZM205 202V201H204ZM211 202V201H210ZM213 202V201H212ZM236 202V203H235ZM248 202V201H247ZM55 203V202H54ZM57 203V202H56ZM73 203V202H72ZM72 203H70V204H72ZM79 203H81V202H79ZM78 203V204H79ZM84 203V202H83ZM89 203H90V201H89ZM96 204L98 203V202H95ZM95 203L93 204V205H95ZM105 203V202H104ZM111 203V202H110ZM117 203V202H116ZM129 203H128V205H129ZM134 203V202H133ZM146 203V202H145ZM154 203V202H153ZM161 203V202H160ZM163 203V202H162ZM199 203V202H198ZM213 203V204H214ZM219 203H221V202H219ZM230 204V205H228V204ZM239 203V202H238ZM256 203V202H255ZM77 204V206H75L74 204V208L73 209H75L76 210V212H71L73 215H71V218H70V214L71 213H69V218L67 219V228H66V225H65V229H67V230H65L64 228H62V230H65V232H68V228H70V233H71V231L73 232V231H75L77 228H78V222H79V218H81V216H83V215H81L83 212H82V207H84L85 205L83 204V205H78ZM91 204V203H90ZM109 204V203H108ZM123 204V203H122ZM125 204V203H124ZM192 204H193V200H192ZM210 204V203H209ZM252 204V203H251ZM264 204V203H263ZM58 205V204H57ZM73 205H71V207L73 206ZM98 205H99V203H98ZM97 205V206H98ZM113 205V204H112ZM111 205V206H112ZM127 205V204H126ZM151 205H153V204H151ZM160 205V204H159ZM162 205V204H161ZM183 205V204H182ZM185 205V204H184ZM187 205V204H186ZM250 205V204H249ZM7 206V205H6ZM49 206V205H48ZM54 206H56V204H54ZM54 206H49V211L50 212H52L53 210H54V208H56V207H54ZM96 206V207H97ZM99 206H101V205H99ZM98 206V207H99ZM114 207H115V205H113ZM117 206H118V204H117ZM124 206V205H123ZM136 206V205H135ZM135 206H133L132 208L131 207H129L128 209L129 210H131V209H133V208H137V207H135ZM147 206V205H146ZM145 206V207H146ZM189 206V205H188ZM197 206V205H196ZM211 205H209L208 207H210ZM214 206V205H213ZM4 207V206H3ZM28 207H29V205H28ZM42 207V206H41ZM70 207V206H69ZM94 207V206H93ZM97 207V208H98ZM104 207V206H103ZM113 207V208H114ZM127 207V206H126ZM138 207H140V206H138ZM149 207V206H148ZM158 207V206H157ZM160 207V206H159ZM158 207V208H159ZM166 207V206H165ZM190 207V206H189ZM195 207V206H194ZM201 207H202V205H201ZM207 207V206H206ZM205 207V208H206ZM215 207V206H214ZM213 207V208H214ZM217 207H218V205H217ZM6 208V207H5ZM101 208V207H100ZM104 208H106V207H104ZM124 208V207H123ZM122 208V209H123ZM183 208H185V207H183ZM196 208V207H195ZM220 208V207H219ZM228 208V209H227ZM7 209V208H6ZM31 209V208H30ZM70 209V208H69ZM85 209H87V208H85ZM84 209V210H85ZM93 209V208H92ZM102 209V208H101ZM120 209V208H119ZM160 209H161V207H160ZM186 209V208H185ZM193 209V208H192ZM203 209V208H202ZM238 209H239V207H238ZM245 209V208H244ZM57 210H58V208H57ZM56 210V211H57ZM71 210V209H70ZM74 210V211H75ZM94 210V213H95V209H93ZM92 210V211H93ZM99 210V209H98ZM116 210V209H115ZM118 210V209H117ZM135 210H137V209H135ZM163 210V209H162ZM164 210H167L166 208L164 209ZM178 210V209H177ZM184 210V209H183ZM189 210H191V209H189ZM195 210V209H194ZM209 210H210V208H209ZM211 210H212V208H211ZM214 210V209H213ZM256 210H261V209H256ZM263 210V209H262ZM4 211V210H3ZM24 211V210H23ZM33 211V210H32ZM48 211V212H49ZM56 211H53L52 213H54V212H56ZM104 211V210H103ZM122 211V210H121ZM131 211H134V210H131ZM140 211V210H139ZM193 211V210H192ZM235 211H236V209H235ZM5 212V211H4ZM3 212V213H4ZM18 212V211H17ZM91 212V211H90ZM96 212H99V211H97V209H96ZM105 212H106V210H105ZM105 212H103L104 214H105ZM123 212H125V209H124V211ZM168 212V211H167ZM180 212V211H179ZM191 212V211H190ZM189 212V213H190ZM199 212V211H198ZM214 212V211H213ZM212 212V213H213ZM220 212V211H219ZM223 212H220L219 214L221 215V213H223ZM246 212V211H245ZM249 212V211H248ZM258 213H260V211H257ZM51 213V214H52ZM84 213H85V211H84ZM87 213V212H86ZM93 213V214H94ZM100 213V212H99ZM101 213H102V210H101ZM98 214L97 216H102L103 214ZM114 213V212H113ZM119 213V212H118ZM134 213V212H133ZM144 213V212H143ZM186 213V212H185ZM185 213H184V216H185ZM238 213V212H237ZM6 214V213H5ZM17 215H18V213H16ZM31 214V213H30ZM56 214V213H55ZM54 214V215H55ZM92 213H89V215H91ZM107 214H108V212H107ZM111 214V213H110ZM132 214V213H131ZM166 214V213H165ZM168 214V213H167ZM166 214V215H167ZM197 214V213H196ZM196 214H195V216H196ZM217 213H215L214 215H216ZM219 214H217V215H219ZM224 214V213H223ZM222 214V215H223ZM239 214H241V211H240V213ZM242 214H243V212H242ZM241 214V215H242ZM246 214V213H245ZM244 214V215H245ZM16 215V216H17ZM21 215V214H20ZM28 215V214H27ZM86 215V214H85ZM85 215H84V217H85ZM141 215H143L142 213L140 214V213H137L136 215H134V217H133V215H131V217L133 218V219H131V220H129L130 218H129V216H130V214L128 213V217H127V219H126V217H125V219H124V217H122V218H119V216L117 217L118 218V220H117V223H116V225L118 226L117 227V230L118 231H115V232H118L117 234H115V235H117V236H119L120 237V234H123L122 232L120 233V230L119 229H124V227L126 228L124 231H128L129 232V234H132V232H133V230L135 231V227H137V226H139L138 225V223H139V221H140V219H141ZM161 215H163L162 214V212H161ZM183 215V214H182ZM192 215V214H191ZM231 215V214H230ZM234 215L237 217V215H236V213L234 212ZM248 215V214H247ZM249 215H251L250 213H249ZM4 216V215H3ZM96 216V217H97ZM122 216V215H121ZM125 216V215H124ZM163 216H165V215H163ZM163 216H161V218L163 217ZM187 216V215H186ZM234 216V217H235ZM243 216V215H242ZM241 216V217H242ZM253 216H254V214H253ZM0 217H1V215H0ZM20 217V216H19ZM28 217V216H27ZM51 217V216H50ZM91 217V216H90ZM95 216L92 218V219H90V223L88 224L87 223V225H86V231H85V233H86V235H88V237H86V238H88V239H91L90 237L91 236H94L96 233H94V228L96 229L95 231H97L99 228L97 227V222H96V219L98 218H96ZM103 218H104V216H102ZM113 217V216H112ZM193 217V216H192ZM214 217V216H213ZM216 217V216H215ZM214 217V218H215ZM235 217V218H236ZM241 217L239 218V220L241 219ZM251 217V216H250ZM264 217V216H263ZM262 217V218H263ZM17 218V217H16ZM21 218V217H20ZM25 218V217H24ZM30 218V217H29ZM106 218H107V216H106ZM157 218V217H156ZM160 218V217H159ZM158 218V220H160ZM179 218V217H178ZM198 218H199V216H198ZM219 218V217H218ZM223 218V217H222ZM231 218V217H230ZM234 218V219H235ZM245 218V217H244ZM243 218V219H244ZM253 218V217H252ZM255 218V217H254ZM261 218V217H260ZM66 219V218H65ZM105 219V218H104ZM103 219V220H104ZM167 219V218H166ZM229 218H227V220H228ZM243 219H242V221L241 222H244V221H246V220H244L243 221ZM246 219V218H245ZM17 220H19V219H17ZM98 220H99V218H98ZM106 220V219H105ZM104 220V221H105ZM142 220V219H141ZM161 220H165V217H164V219H161ZM161 220H160V222H161ZM169 219H167V221H168ZM192 220H193V218H192ZM191 220V221H192ZM236 220H238L237 218H236ZM235 220V221H236ZM238 220V221H239ZM254 220V219H253ZM21 221V220H20ZM47 221V220H46ZM100 221V220H99ZM103 221V222H104ZM182 221V220H181ZM199 221V220H198ZM232 221H233V219H232ZM232 221H231V224H232ZM237 221V222H238ZM255 221V220H254ZM17 222H19V221H16V224H17ZM33 222V223H34ZM106 222V221H105ZM108 222V221H107ZM172 222H173V220H172ZM171 222V223H172ZM184 222V221H183ZM215 222V221H214ZM217 222V221H216ZM228 222H230V221H228ZM246 222H248V224H250L251 222H250V220H247ZM245 222V224H247ZM250 222V223H249ZM253 222V221H252ZM15 223V222H14ZM101 223V222H100ZM113 223V222H112ZM163 223H164V221H163ZM186 223H188V221L186 222ZM239 224L238 225H241V223L240 222H238ZM6 224V223H5ZM8 224V223H7ZM19 224V223H18ZM24 224V223H23ZM98 224H99V222H98ZM102 224V223H101ZM104 224V223H103ZM158 224H159V221H158ZM162 224V223H161ZM193 224V223H192ZM194 224H195V222H194ZM235 225H236V223H234ZM233 224V225H234ZM259 224V223H258ZM257 224V225H258ZM28 225V224H27ZM32 225V224H31ZM78 225V226H77ZM100 225V224H99ZM183 225H184V223H183ZM188 225V224H187ZM212 225V224H211ZM211 225H210V227H211ZM226 225H227V223H226ZM243 225H244V223H243ZM256 225V224H255ZM254 225V226H255ZM18 226V225H17ZM30 226V225H29ZM102 226V225H101ZM109 226V225H108ZM111 226V225H110ZM114 226V225H113ZM160 226V225H159ZM163 226V225H162ZM168 226V225H167ZM192 226H194V225H192ZM213 226H215V224L213 225ZM229 226V225H228ZM242 226V225H241ZM251 226V225H250ZM253 226V227H254ZM28 226H26V228H27ZM38 227V226H37ZM43 227V226H42ZM100 227V226H99ZM153 227H155V226H153ZM189 227V226H188ZM47 228V227H46ZM98 228V229H97ZM160 228H162V227H160ZM160 228H158V229H160ZM183 228V227H182ZM185 228V227H184ZM194 228V227H193ZM196 228V227H195ZM219 228H220V226H219ZM238 228H239V226H238ZM238 228H237V230H238ZM243 229H244V227H242ZM249 228V227H248ZM248 228H246L245 227V229H248ZM252 227H250V229H251ZM258 227H254L253 229H257ZM3 229V228H2ZM19 229V228H18ZM82 228H80V230H81ZM108 229V228H107ZM157 229V230H158ZM166 229V228H165ZM176 229H177V227H176ZM188 229V228H187ZM190 229V228H189ZM216 229H218V227L216 228ZM14 230V229H13ZM28 230V229H27ZM26 230V231H27ZM36 230H38V229H36ZM195 230V229H194ZM210 230V229H209ZM212 230H213V228H212ZM215 230V229H214ZM213 230V231H214ZM219 230V229H218ZM218 230H215L216 232H219ZM233 230V229H232ZM237 230L235 231V232H237ZM240 230V229H239ZM43 231V230H42ZM42 231H39V237L40 238H45L46 236L44 235V233L42 232ZM77 231V230H76ZM75 231V232H76ZM82 231V230H81ZM100 231V230H99ZM111 231H113V229L111 230ZM110 231V232H111ZM113 231V232H114ZM122 231V230H121ZM151 231V230H150ZM153 231V230H152ZM151 231V232H152ZM160 231V230H159ZM163 231V230H162ZM161 231V232H162ZM165 231V230H164ZM187 231V230H186ZM191 231H193V229L191 230ZM198 231V230H197ZM207 231V230H206ZM234 231V230H233ZM247 231V230H246ZM252 231V230H251ZM11 232H13V231H11ZM11 232H10V234H11ZM18 232V231H17ZM28 232V231H27ZM32 232V231H31ZM31 232H29V233H31ZM35 232H37V231H35ZM35 232H34V234H35ZM158 232V231H157ZM199 232V231H198ZM210 232H212V231H210ZM224 232V231H223ZM258 232H259V230H258ZM257 232V233H258ZM2 233V232H1ZM169 233V232H168ZM188 233H190V232H188ZM200 233V232H199ZM232 233V232H231ZM248 233H251V232H248ZM256 233V232H255ZM256 233V234H257ZM13 234V233H12ZM62 234V233H61ZM60 234V236H62ZM65 234V233H64ZM68 234H69V232H68ZM74 234V233H73ZM72 233L71 234H69L70 236L71 235H73ZM76 234V233H75ZM80 234V233H79ZM78 233H77V235H79ZM94 234V235H93ZM103 234V233H102ZM119 234V235H118ZM157 234V233H156ZM163 234V233H162ZM165 234V233H164ZM167 234V233H166ZM165 234V235H166ZM193 234V233H192ZM198 234V233H197ZM196 234V235H197ZM214 234H216V233H214ZM214 234H213V236H214ZM240 234V233H239ZM245 234V233H244ZM17 235V234H16ZM23 235V234H22ZM31 235V234H30ZM33 235V234H32ZM105 235V234H104ZM111 235H113L112 233H111ZM127 235H128V233H127ZM126 235V236H127ZM199 235V234H198ZM202 235V234H201ZM207 235V234H206ZM212 235V234H211ZM218 235V234H217ZM216 235V236H217ZM224 235V234H223ZM223 235H221L222 237H223ZM231 235V234H230ZM250 235H252V234H250ZM5 236V235H4ZM15 236V235H14ZM24 236V238H27V237H25V235H23ZM34 236V235H33ZM37 236V235H36ZM45 236V237H44ZM51 236V235H50ZM69 236V237H70ZM97 236H98V234H97ZM108 236H110V234H108ZM107 236V237H108ZM114 236V235H113ZM129 236V235H128ZM152 236V235H151ZM151 236L149 237L150 239H151ZM156 236V235H155ZM161 236V235H160ZM167 237H169L168 235H166ZM190 236V235H189ZM193 236V235H192ZM200 236V235H199ZM213 236H212V238H213ZM220 236V237H221ZM247 236V235H246ZM255 236V235H254ZM257 236V235H256ZM5 237H8V236H5ZM12 237V236H11ZM31 237V236H30ZM38 237V236H37ZM72 237H75V238H77V236H71V238ZM84 237V236H83ZM95 237H96V235H95ZM95 237L93 238V241L95 240ZM107 237H105V238H107ZM111 237V236H110ZM110 237H108V239H110ZM133 237V236H132ZM198 237V236H197ZM208 237V236H207ZM221 237V238H222ZM2 238H4L3 236H2ZM2 238H0L1 240H2ZM29 238V237H28ZM60 238V237H59ZM68 237H67V233H66V235L65 236H63L61 239L63 240V242H65L64 240L66 239V240H69V241H71L70 239H67ZM85 238V237H84ZM113 238V237H112ZM111 238V239H112ZM115 238V237H114ZM130 238H131V236H130ZM163 238V237H162ZM162 238H160V239H158V241L159 240H162ZM165 238V237H164ZM192 238V237H191ZM202 238V237H201ZM209 238V237H208ZM234 238V237H233ZM253 238V237H252ZM7 239V238H6ZM12 239V238H11ZM13 239H14V237H13ZM22 239V238H21ZM74 239V238H73ZM88 239H87V241L85 240L84 242H86L88 245L90 244V242L92 241V239H91V241L88 243ZM99 239V238H98ZM101 239V238H100ZM99 239V240H100ZM117 239V238H116ZM116 239H114V240H116ZM126 239H128V238H126ZM244 238H242V240H243ZM30 240V239H29ZM34 240V239H33ZM38 240H39V238H38ZM48 240V239H47ZM59 240V239H58ZM83 240V239H82ZM113 240V242H115ZM119 240V239H118ZM117 240V241H118ZM125 240V239H124ZM129 240V239H128ZM157 240V239H156ZM199 240V239H198ZM209 240H211V239H209ZM217 240V239H216ZM222 240V239H221ZM245 240V239H244ZM243 240V241H244ZM7 241H8V239H7ZM14 241V240H13ZM22 241V240H21ZM26 241V240H25ZM35 242H36V239L34 240ZM42 241V240H41ZM41 241H40V246H41ZM60 241V240H59ZM59 241H57V243L59 242ZM69 241H67L66 243H69ZM74 241H75V244H76V240L74 239ZM81 241V240H80ZM108 242H110L109 240H107ZM121 241H122V238H121ZM129 241H131V240H129ZM154 241V240H153ZM170 241V240H169ZM168 241V242H169ZM193 241V240H192ZM214 241V240H213ZM218 241V240H217ZM237 241V240H236ZM246 241H247V239H246ZM2 242V241H1ZM4 242V241H3ZM2 242V243H3ZM10 242V241H9ZM30 242L31 241H26L23 245H24V248H25V250H28V248L30 247V246H33V245H31L30 244ZM71 242H73V241H71ZM71 242H70V246L72 245L71 244ZM83 242V243H84ZM99 242V241H98ZM108 242H106L105 243V245L108 243ZM132 242V241H131ZM152 242V241H151ZM165 242V239H163V241L161 242H155L154 243V248H156L157 247V250L156 251H154L153 249V246L151 245V244H148L149 246H147V244H146V249H145V251H144V249H143V257H146V256H148V257H150V256H153V255H151L152 254V250H153V253L155 252L156 254H157V252H161L160 254L161 255H163V253L165 252V249H166V247H167V245L164 243ZM196 242V241H195ZM207 242V241H206ZM209 242V241H208ZM222 242V241H221ZM223 242H225V241H223ZM252 242H254V241H252ZM6 242H4V244H5ZM21 243V242H20ZM23 243V242H22ZM21 243V244H22ZM32 243V242H31ZM34 243V242H33ZM37 243V242H36ZM60 243V242H59ZM59 243H58V245H59ZM74 243V242H73ZM92 243V242H91ZM117 243V242H116ZM118 243H119V241H118ZM127 243V245L130 243H128V241L126 242ZM125 243V244H126ZM212 243V245H213V242H211ZM236 243H238V242H236ZM241 243H243V242H241ZM241 243H239V244H241ZM246 243V242H245ZM251 243V242H250ZM9 244V243H8ZM39 244H35V247H38V245ZM61 244H63V243H61ZM65 244V243H64ZM75 244H74V246H75ZM80 244V243H79ZM85 244V243H84ZM101 244V243H100ZM102 244H104V242H102ZM114 244V243H113ZM122 244H124V243H122ZM122 244H120V246H122ZM131 244V243H130ZM247 244V243H246ZM246 244H244V246L246 245ZM20 245V244H19ZM57 245V246H58ZM105 245L103 246H101V245H99V246H101L99 249V251L97 252V250H95L96 251V254L98 253L99 254V256H98V259H96V262H97V264H123L124 262H125V259H126V257H127V255H128V253L125 251H123L124 249H125V245L124 246H122V248H120L119 249V251L117 252L118 254H119V258L118 257H112V258H116L117 259V261L115 260H113L112 261V258L110 259L113 263H110V260L108 259V258H110V255H109V257H108V255L106 254V250H105V248H108V246L110 245H108L107 247H105ZM126 245V246H127ZM156 245V246H155ZM169 245H170V243H169ZM197 245V244H196ZM203 245V244H202ZM208 245V244H207ZM215 245V244H214ZM218 245H219V242H218ZM223 245V244H222ZM241 245H243V244H241ZM247 245H250L249 243L247 244ZM252 245V244H251ZM254 245V244H253ZM40 246H39V248H40ZM57 246H56V248H57ZM66 246H68V245H66ZM69 246V247H70ZM74 246H72V249H73V247ZM81 246V245H80ZM85 246H86V244H85ZM119 246V245H118ZM119 246V247H120ZM150 246H152V248L150 247ZM199 246V245H198ZM216 246V245H215ZM221 246V245H220ZM229 246V245H228ZM236 246V245H235ZM238 246V245H237ZM3 247H4V245L2 246L1 245V243H0V254H3ZM12 247V246H11ZM45 247H46V245H45ZM118 247V248H119ZM123 247H124V249H123ZM128 247H131V245L130 246H128ZM145 247V246H144ZM152 249H150V248ZM180 247V246H179ZM195 247H197V246H195ZM202 247V246H201ZM201 247L200 248H197V249H201ZM204 247V246H203ZM214 247V246H213ZM212 247V248H213ZM225 247V246H224ZM224 247H222V248H224ZM227 247V246H226ZM232 247V246H231ZM242 246H240L239 248H241ZM247 247H249V246H247ZM255 247V246H254ZM5 248V247H4ZM31 248V247H30ZM34 248V246L32 247V249ZM39 248H38V250H39ZM61 248V247H60ZM60 248H59V250H60ZM67 248V249H66ZM87 248V247H86ZM111 248H113V247H111ZM117 248V247H116ZM115 248V249H116ZM211 248V249H212ZM217 248V247H216ZM215 248V249H216ZM219 248V247H218ZM230 248V247H229ZM244 247H242V249H243ZM251 248V247H250ZM20 249V248H19ZM47 249V248H46ZM71 248H69L68 249V247H65L64 245L62 246V250H60V252H62L61 253V255L60 256H57L58 258L56 259V261H55V259H54V261H55V263H57V264H72L73 262L72 261H75V255H71L70 253V255L72 256L71 257V259H69L68 258V256H69V254H66V252H67V250H69V252L70 251H72V250H70ZM126 249H127V247H126ZM125 249V250H126ZM196 249V250H197ZM247 248L245 247V250H246ZM249 249V248H248ZM255 249V248H254ZM24 250V251H25ZM36 250H37V248H36ZM37 250V251H38ZM66 250V251H65ZM73 250H76L75 249V247H74V249ZM105 250V251H104ZM128 250H129V248H128ZM149 250H151L150 252H151V254H150V252H149ZM175 250H179L180 251V249H176L175 248ZM195 250V251H196ZM202 250V249H201ZM214 250V249H213ZM220 250V249H219ZM256 250V249H255ZM18 251V250H17ZM23 251V250H22ZM21 251V252H22ZM29 252H30V250H28ZM31 251H35L34 249L33 250H31ZM46 251V250H45ZM77 251V250H76ZM88 250H86V252H87ZM183 251V250H182ZM211 251V250H210ZM241 251V250H240ZM244 251V250H243ZM248 251V253H249V251L250 250H247ZM246 251V252H247ZM4 252H6V251H4ZM9 252V251H8ZM60 252H59V254H60ZM92 252V251H91ZM115 252V251H114ZM113 252V253H114ZM142 252V251H141ZM205 252V251H204ZM215 252H217L218 253V249H217V251H215ZM215 252H213V253H215ZM226 252V251H225ZM255 252V251H254ZM259 252V251H258ZM36 253H38V252H36ZM35 253V254H36ZM44 253H46V252H44ZM74 253H75V251H74ZM102 253H104V254H106L107 255V257L105 256V255H103ZM116 253V254H117ZM212 253V254H213ZM245 253V252H244ZM31 254H32V252H31ZM57 254V253H56ZM93 255V256H95V258L97 257V255ZM101 254V255H100ZM142 254V253H141ZM140 254V255H141ZM159 254V255H160ZM169 254V253H168ZM203 253H201L200 255L201 256H203L202 255ZM218 254H220V252L218 253ZM234 254V253H233ZM250 254V253H249ZM252 254V253H251ZM250 254V255H251ZM46 255V254H45ZM113 255V254H112ZM115 255V254H114ZM158 254H157V257L159 258V260L161 259V257L162 256H159ZM231 255V254H230ZM5 256V255H4ZM15 256H16V254H15ZM19 256H21V255H19ZM75 256V257H74ZM121 256H122V259H120L121 258ZM154 256H155V254H154ZM184 256V255H183ZM186 256V255H185ZM184 256V257H185ZM188 256V255H187ZM186 256V257H187ZM204 256H206V254L204 255ZM213 256V255H212ZM214 256H216V255H214ZM213 256V257H214ZM225 256H227V255H225ZM234 256V255H233ZM236 256V255H235ZM252 256V255H251ZM31 257V256H30ZM37 257H38V255H37ZM74 257V259L72 260V258ZM147 257V258H148ZM156 256H155V259L157 258ZM165 257H166V255H165ZM164 257V258H165ZM237 257V256H236ZM2 258V257H1ZM9 258H10V256H9ZM23 258V257H22ZM21 258V259H22ZM25 258H26V256H25ZM32 258V257H31ZM30 258V259H31ZM48 258V257H47ZM77 258V257H76ZM94 258V257H93ZM128 258V257H127ZM152 258V257H151ZM151 258H149V260L150 261H153V260H151ZM154 258V257H153ZM158 258H157V262H156V260L155 261H153V263L154 262H156L155 264H157V263H159L158 262ZM170 258V257H169ZM178 258V259H177ZM176 259H177V264H184V258L182 257V255H181V253H180V255L177 257ZM206 258V257H205ZM217 258H218V256H217ZM244 258V257H243ZM256 258H257V256H256ZM13 259V258H12ZM27 259V258H26ZM36 259V258H35ZM52 259V258H51ZM78 259V258H77ZM119 259V260H118ZM141 259V258H140ZM166 259V258H165ZM175 259V258H174ZM214 259H216V258H214ZM237 259H238V257H237ZM260 259V258H259ZM5 260V259H4ZM18 261H20V258L19 259H17ZM72 260V261H71ZM79 260V259H78ZM77 260V261H78ZM93 261H94V259H92ZM98 260V261H97ZM126 260H128V259H126ZM141 260H143V258L141 259ZM144 260H146L145 258H144ZM143 260V261H144ZM148 260V261H149ZM164 260V259H163ZM186 260V259H185ZM212 259H210V261H211ZM225 260H227V259H225ZM251 260V259H250ZM262 260V259H261ZM14 261V260H13ZM24 261V260H23ZM53 261V262H54ZM170 261V260H169ZM187 261V260H186ZM214 261V260H213ZM228 262L230 261V262H232L231 260H227ZM237 261V260H236ZM240 261V260H239ZM242 261V260H241ZM245 261V260H244ZM7 262V261H6ZM22 262V261H21ZM20 262V263H21ZM129 262V261H128ZM127 262V263H128ZM142 262V261H141ZM145 263L144 264H146V261H144ZM168 262V261H167ZM218 262V261H217ZM225 262V261H224ZM246 262V261H245ZM5 263V262H4ZM24 263V262H23ZM35 263V262H34ZM43 263H44V260H43ZM75 263H76V261H75ZM74 263V264H75ZM93 263V262H92ZM126 263V264H127ZM138 263H140V262H138ZM150 263V262H149ZM162 262H160V264H161ZM186 263V262H185ZM261 263V262H260ZM7 264V263H6ZM12 264V263H11ZM16 264H17V262H16ZM19 264V263H18ZM30 264H31V261H30ZM90 264V263H89ZM143 264V263H142ZM148 264V263H147ZM167 264H169V263H167ZM176 264V263H175ZM201 264V263H200ZM214 264V263H213ZM217 264H219V263H217ZM228 264V263H227ZM240 264V263H239ZM242 264V263H241Z\"/></svg>",
    "mask_w": 264,
    "mask_h": 264
},
{
    "label": "snow or ice",
    "instance_id": "snow-or-ice-1",
    "mask_svg": "<svg viewBox=\"0 0 264 264\" xmlns=\"http://www.w3.org/2000/svg\"><path fill=\"white\" fill-rule=\"evenodd\" d=\"M129 264H131V262H129Z\"/></svg>",
    "mask_w": 264,
    "mask_h": 264
}]
</instances>
